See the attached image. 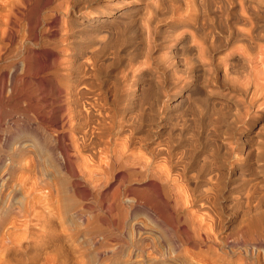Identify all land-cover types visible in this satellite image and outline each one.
Returning a JSON list of instances; mask_svg holds the SVG:
<instances>
[{
    "label": "rangeland",
    "instance_id": "obj_1",
    "mask_svg": "<svg viewBox=\"0 0 264 264\" xmlns=\"http://www.w3.org/2000/svg\"><path fill=\"white\" fill-rule=\"evenodd\" d=\"M104 1H107V0H84V1L78 0L77 2H74V0H23L20 3V6H21L20 9L21 10H19V12L17 14L18 16L16 15V17H18V18H16L17 19L16 21L18 22L19 26L17 28L18 33H17L15 40L12 41V43L10 45H0V48H1L0 49V84L5 85V86H3L2 91L6 88L3 92H0V95L2 94L0 96V98L2 99V100L0 99V264H141V263L142 264H191V263L192 264H198V262L194 261L196 259L195 258L193 259L192 257H195V255L198 254L197 252L206 253V249L208 250V248H213L215 246L216 240L221 238V240L223 241L224 237H225L224 241L226 240V241H228V243L230 241L234 242V244H232V242L229 243L230 247H227L229 250H230V248H232L233 251L231 252L232 249L230 251L227 250L225 247L226 245H223L222 250L226 249L227 251H229V253L227 255H225V254L221 253L220 251H218L219 254L221 253L223 257L216 262L217 264H264V243H263L264 241H263V238H261L260 235H257V233H254L255 230L253 232H250L256 227L248 228L250 226H248L245 223L246 221L243 220L246 217V215L243 214L244 213L243 210L245 209V206H244L243 200L240 201L241 199H243L242 195L245 192V190H243L242 188L246 189L245 182H249L248 180H250L252 178H256L260 181V175H261V177H264L263 176L264 175V164H263L264 161L262 162V160H264V153H261L259 155V158L257 157L255 159V162L258 161L256 163L260 162L259 164H261V168L259 169V171L257 170L258 173L254 174L253 171H251V170H254L251 168L252 165H253V167L255 165L254 161H252L253 160L252 157H254V156L251 157L252 160L250 159L251 163H249V160H246V161L243 160L242 163H244V164H241L240 165L241 167L239 166L240 168L234 167V169H233L229 165V163H230L229 159H224L223 158L224 155L223 154L220 155V153H219V155L213 154L212 151H210L209 147L207 146L208 145L207 143H209L210 140L212 139V136L210 135V131H212V129H214L215 131H218V132L221 131L220 134H222L226 138V142L229 144L231 149L233 148V146L236 145L234 147V149H232L235 152H237L236 150H238L240 147H242V146L244 147L246 144H248V143L243 144V145L240 144L239 141H237V138H238L237 136H239L241 139H243L247 135H249V136L251 135V137L253 139L255 137H257V135H258V137L263 138L264 137V113L259 118H257L248 127L247 130L245 128L242 129L243 131L239 130L241 125L238 124L239 126H237L236 129L233 128V130L230 131L228 129V127H229V125H232V124L228 120H225V121L221 120L220 122H222V123L218 122L219 126L217 125L216 122H213L216 124V126H215V124H213L214 125L213 127H212V124H210V123L209 124L207 123L209 126L204 123L205 117H204L203 113H204L205 109H204V106L201 104L202 101H201L200 97L197 95L198 93L196 94V92L192 93V94L193 95L196 94L197 96H192L191 93H190L191 95L188 94L190 97H189V100L187 102H190L189 103L190 106H189V104L187 106V103L185 102L186 104L183 103V104L179 105V109H178V106H177V108L173 107L176 104V97L170 96L169 94L172 91H173V93H176V96L178 94V88L176 86L177 82L176 83L174 82L177 80V77L179 76L178 75L179 72L177 71L178 66H177V62L175 60V59H178V55L173 52L174 45H170L171 43L166 44L164 42L165 39L168 38L167 36L171 35V33H169V31L171 32L173 30L171 24L169 23L170 19H168V18H170V17L172 18L174 16L175 12H177L176 14H178L179 12L180 13H179V15H175L174 17L180 16V14L182 16L185 13L188 14V13L194 12L192 10L194 3H195V5L196 4L198 5L200 3L199 6L196 5V7H195V9L198 8L199 11L202 8H205V4H208L209 8H205V9H207V10H205V14H207L209 17L206 16L207 19H204V21H206L204 26H205V28L207 26H209L210 29H208V27H207L206 29H204L205 32H203L204 30L202 29L201 31H198V32L196 31V33L192 30L195 34H198L199 37H201V38L204 37L205 40L203 38L202 39L199 38L198 35L195 36V34L192 33V31H191V33L194 35V38L195 37L199 38V39L197 38L198 39L197 41L195 38V41L197 44H200V45L207 44L208 45V44H210L209 43L210 40H212L210 45L215 44L217 46L215 48L217 50L214 49L215 50L214 53L215 54L218 53L217 54L218 56H220V55L223 56V54H225L227 52V49L225 51L224 46H222L221 44L227 45V43H228V45H233L234 48L237 47L238 45H243V43H242L243 41H238V38H239V40L240 39L242 40V37L241 36L239 37V35H237L236 32L239 33L238 31L240 30V28L243 29L244 25H242L241 22L237 23V24L235 23L236 25L234 23H232V25L234 24V26H232V27L236 30V32L232 27H229V26H231L232 20H234L233 22L241 21L238 19L240 17L237 18V16L234 15V13H235L236 15L239 16L238 13H239L240 9H239L238 5L240 4L241 0H235L234 1L235 3L233 2V0L232 1L229 0L232 3H230L228 0H226L225 3L227 5H229L228 6L229 8L226 7V4H224L225 8L224 7H223L224 9L221 8L223 10H221V9L219 10V9L210 7V4L212 5V3H213L210 1H214V0H210V1L207 0V2L205 0H202L203 2H201V1L198 2V0H195V2H194V0H193V4H192L191 0L190 1L186 0L187 3L184 2L185 0H182L183 3L181 2V0H161V2L159 0H155V1L154 0H148V2L150 1L149 3L147 2L148 7L149 6H151L153 8L156 7L155 8V15H153V12H152L153 8L151 11V7L148 8L147 4H144V2H146V0H144V1L143 0H135L136 2L133 3V6L124 5V4H120L121 6L119 4H115V6H116V8L122 7L121 9L127 8L128 10H126V11H127V15H128V13L132 10V9L129 10L130 8H134V6H140V5L143 6V4H144V7H142L143 11L138 10L135 7L137 10L133 9L131 11L132 14L129 13L130 16H127V18L130 19V21H131V19L134 20L133 16L135 17V15H137V16L139 15L138 17L136 16L137 18L135 17L136 20L134 21V23H136L138 21L136 23L137 29H136V26H134L136 24H134L133 22H130L129 20H128V22L130 23L129 24L130 26H128L127 21L125 23V20H127V19H125L122 22L123 24L121 23V21L117 22L119 20V18L116 16V13L114 10H112V11L106 10L108 12H105V13H102L101 15H99L100 17L106 18V19L114 22V24L111 23L114 26V30H112L113 26H111V25H110V27L112 29L109 27V29H110L109 30L107 27H105L104 31H101V33H97V31L95 29L88 27V26L82 27L83 25H81L79 23V21H81V20L79 17L76 16V13H75L76 11H78L77 8L81 9V7L83 6L84 7L83 9L85 10V8L90 5L92 7L98 6L99 9H103L102 3ZM151 1H153V3H151ZM253 2L259 3V8L260 7L261 8H260V13H259V18H258L259 24H257L258 29H256L259 32H257L255 30V32H256L255 35L258 37L259 40L257 39V37L252 38L250 41L253 42L254 44L251 43V45H264V41H263L264 40V30H263L264 29V0H253ZM76 3H78V4H76ZM85 3L87 5H84ZM160 4L162 7L160 6ZM67 5H68V7H66ZM117 5H118V7H117ZM184 5H185V7H184ZM231 5H233L235 8L231 7ZM200 6L202 8H200ZM172 7H173V9H172ZM182 7H184V8H182ZM48 8L56 11L54 16H53L52 11L49 10ZM66 8H67V10L65 11L64 9H66ZM139 9H141V7H139ZM183 9H185V11ZM214 9H216V10H214ZM237 9H239V10H237ZM187 10H188V12H186ZM198 10L196 9V11H198ZM210 10H214V11L210 12ZM217 10H219L220 12L222 11V12L220 13ZM230 10H231V12H230ZM235 10H237V11L235 12ZM147 11H148V13H147ZM136 12H138V13H136ZM169 12H170V14H169ZM36 13H38V14H36ZM150 13H151V15H153L151 22L155 23V24H151V22H150V25H148L149 28L151 29V31L154 32V33L151 32V37L153 40L152 44L154 42L155 43L157 42L160 45H158V44L152 45L151 42H148L149 41L148 38L145 37L146 35L144 33V28L147 24L145 17L147 16V14H150ZM164 13H165V15H164ZM171 13H173V14H171ZM212 13L214 14V16L215 15L216 16L214 17L212 15ZM19 14L22 16H20ZM30 14H31V16H30ZM70 14L74 15V18L73 17L70 18ZM205 14H203V18H205ZM231 14H233L234 16ZM48 15H50L51 17H49ZM167 15H169V16H167ZM219 15H220V17H219ZM88 16L91 17V16H94V14L92 13V14H89ZM157 16L159 18H157ZM217 16L219 17V19L217 18ZM211 17L212 18L214 17V19L212 20ZM226 18H227V20H226ZM5 19L7 20V17ZM222 19H223V21H222ZM211 21H213V22L211 23ZM227 21H229L230 23H227ZM215 22H217L219 24L221 23V24L219 25ZM163 23H165V24H163ZM117 24H120V25H118L119 27L117 26ZM148 24H149V22H148ZM214 24L217 25V28L214 26ZM131 26H133V27H131ZM170 27H171V29H170ZM219 27H221L222 29ZM235 27H237V28H235ZM126 28H128L129 30ZM238 28H239V30H238ZM135 29H136V33L133 31ZM166 29L168 31H166ZM220 29H221V31H219ZM223 29H224V31H222ZM177 30L179 32L182 29H177ZM190 30L191 29H189V31ZM106 31H108V32L110 31L112 35L110 34V32L108 33ZM137 31H138V34H137ZM116 32H117V35H116ZM210 32H211V34H210ZM107 33L110 35H108ZM129 33H130V35H129ZM131 33H132V35H131ZM176 33H177V31H176ZM234 33H235V36H234ZM257 33H259V34H257ZM103 34H105V35H103ZM201 34H203V35H201ZM211 35H213V36H211ZM138 36L142 40L139 39ZM227 36H229V37L226 38ZM108 37H110V38H108ZM163 37H164V39H162ZM209 38H210V40H209ZM218 38L221 40H218ZM114 39H116V40H114ZM214 39L217 40L218 42L217 41L215 42ZM222 39H223V41H222ZM254 39H256V41H254ZM205 41H208V42H205ZM202 42H203V44H202ZM116 43H118V44H116ZM112 46L114 48H112ZM220 46H222V47H220ZM91 47H93V48H91ZM96 47L98 50L96 49ZM100 47L103 49L102 52H101L102 49ZM110 49H111V51H110ZM92 50L98 51V52L93 51L94 54L96 55L95 58H94L93 52H91ZM137 50H138V52H137ZM150 50H152V51H150ZM220 52H221V54H220ZM90 54H93V55H91L92 58H88V56L91 57ZM173 54H175V55H173ZM186 56H188V55H186ZM148 57L150 60L147 59ZM24 58L26 59V61L23 62ZM86 58H88V59H86ZM93 58H94V60H90ZM84 60L86 61V63ZM25 62H28L30 66L27 67V64L25 66ZM88 62L90 64L92 62L93 63L95 62V63L94 64L92 63L90 65ZM141 62H143V63H141ZM163 63H165V64H163ZM13 64H15V66H13ZM85 64H86V66L87 65L88 66L87 67L83 66ZM236 64H238V62H234V65L231 69L235 73H233L232 75H229V77H228L231 80L232 79L240 80V79H237L239 76V73H240V66H239V64L236 66ZM168 65H170V67ZM134 66H136V67L134 68ZM163 66H165V67H163ZM85 67L87 68V70L90 69L87 71V72H89V74L87 73L88 76H86V74L84 75V72L86 73ZM90 67H92V68H90ZM84 68H85V70H83ZM161 68H164V69H161ZM165 68H169L167 70L169 71L168 75L170 78L167 75H164L161 73V72H163V73L166 72ZM136 69H138V71H136ZM128 70H129V72H128ZM163 70H165V71H163ZM171 70H173L172 73H174V72H176V73L172 74L170 72ZM126 71H127V73H126ZM192 71H194L193 74L196 72V70H194V69ZM12 72H16L18 74H21L23 72H28L31 75L25 73L24 74L25 79L22 81L20 79L18 80V78H16V77L12 78L13 77ZM34 72H36V74ZM188 72H189L188 74L190 75V69L188 70ZM170 73L172 76L170 75ZM129 74H133V75H129ZM195 74H197V72ZM130 76H131V79H130ZM85 78H86V81H85ZM174 78H176V79H174ZM169 79H170V82L168 83ZM76 80H78V82ZM87 80H88V83L90 82V85H91V82L92 83L94 82V85H91V86L89 85V87H88V88H90L88 90L89 91L91 90V92H93V93H90L92 95H86V96H89V97L91 96L93 99H94V97L97 96L94 93L98 94V97H100V98L102 96V98H101L102 101L99 100L100 98L98 99V103H100V105L102 107L99 105H98V107H101L100 111H99L100 114L102 116L104 115L103 117H106V119H108V121H107L104 118V120H105L104 123L106 122L105 127H107V138H109L107 140L111 141V142L109 141V150H110L109 152H110V154L111 155H114V154L119 155V153H120L119 151H121L123 149L121 152H123L124 155L122 154L121 158L117 159V160H119V159L120 160L116 161L113 164V171L111 170V174L109 173L110 171L109 172L107 171V174L109 176L111 175V178L109 176H107L108 178L107 177L105 178V175H107V174H105V171L102 172L104 168L107 169V165L110 163V161L108 160V156H107L108 153H107V155H105V154L98 155V156H100V159L98 156L92 157L93 160H91L92 161L91 162L90 159H88L90 157L89 155H87V154H89L88 151L77 152V154H76V152H74V154H76V157H75L76 159H73V160H75L74 165H77L78 170H80V172L77 170V173H78L77 177L71 176L66 171V168H65L66 166L63 165V163H62L63 162L62 156L59 153L58 145H57V142H56L55 137H54L55 134H57L58 131H61L62 129H70L68 136H73L76 139H78V137L80 136L78 134H81V132L83 130L81 124L76 125V123L69 120L68 117L71 114V112L69 111L70 107H73V103L75 105V102L78 101V99L76 100V98L79 97V96L74 95V91L77 90V88H78V90L83 89V87L85 89V87L88 86V85L84 86V83L88 84ZM185 80L188 82L187 86L185 87L186 88L185 90H188L189 87H192V81L193 80L191 78H185ZM218 80L216 81V83H214V82H211V84L209 83V87L212 86L210 88L211 92H212V98H216V99H217V97L222 98V97H220V94H222L223 92L226 91L225 86L227 84V82H225V81L222 82L223 81L222 79H218ZM11 81H13V85H12ZM17 81H19L20 84H16V86H15L14 83H18ZM80 81H84V82H82L83 84ZM23 82H24V84H26V83L27 84L24 85ZM75 82L78 83L76 88L74 85V84H76ZM99 82H101V83H99ZM171 82H173V84ZM174 83H175V85H174ZM81 84L83 87L81 86ZM147 84H148V86H147ZM11 85H12V87L13 86H15V87L10 89ZM98 85L100 86V88ZM165 85H167L168 87ZM107 86H108V88H107ZM221 86H222V88H220ZM40 87H41V90L39 91ZM92 87H93V89H92ZM22 89H24L25 92H23ZM70 89H72V90L74 89V90L72 91ZM168 89L170 92L168 91ZM175 89L177 90V92ZM217 89L219 91H217ZM38 91H39V93H37ZM194 91H195V89L193 90V92ZM167 92L169 94H167ZM102 93H104V94H102ZM25 94H27V95H25ZM30 94H32V95H30ZM105 95H106V97H105ZM165 95H167V96H165ZM37 96H40V98H37ZM129 97H130V99H129ZM191 98H192V100H191ZM104 99H105V102H104ZM26 101H27V104H25ZM52 101H55L56 104L54 103L55 105H53V104L50 105V103ZM106 101H107V103H106ZM193 101L194 102L196 101V102L194 103ZM35 102H36V104H35ZM138 102L141 105H140V107L138 106V108H137L136 105L138 104ZM197 102L199 105L196 104ZM28 103H29V105H28ZM31 104H34V105L32 106ZM77 104L80 105L79 103H77ZM172 104H173V106H171ZM184 104L186 105L187 108L190 107L189 109H192L193 113H192V111L190 112L191 114L188 113L187 111H190V110L187 109L186 107L184 108V106H185ZM176 105H178V104H176ZM37 106H41V109L38 108ZM103 106H106V107H103ZM199 106H202V107H199ZM29 107L31 109H29ZM50 108L53 111H51ZM105 108H107V109H105ZM139 108H140V110H139ZM182 108H184V111L181 110ZM101 109H102V111H101ZM200 109H201V111H200ZM21 111H23V112H21ZM40 111H41V114H44V115L39 114ZM103 111L107 112L109 115H107V113L105 115V113ZM137 111H139L140 114ZM28 112H30V113L28 114ZM102 112H103V114H102ZM180 112H182L183 115ZM186 112H187V114H186ZM46 113H48V114H46ZM21 114H24V115H21ZM26 114L28 116H25ZM179 114H181L182 116ZM184 114L189 116L188 119H191V122L187 121L188 119L186 120L185 118H184L185 123H184V121L182 122L183 117L187 118V116L186 115L184 116ZM194 114H196V115H194ZM212 114L214 117V113H211V117H212ZM135 115H136V117H135ZM190 115H194V117L193 116L190 117ZM59 116H61V118H63V119H61ZM107 116H110V118L109 117L107 118ZM165 116H166V118H165ZM201 116L204 118V120ZM215 116H217V115L215 114ZM25 117H27V118H25ZM52 117L54 118L53 120H55V121H53L51 119ZM55 118H57V120ZM124 118H125V120H124ZM139 118H140V120H139ZM59 119H61V120H59ZM144 119H146V120H144ZM193 119H194V122L192 121ZM199 119H200V122H199ZM195 120L196 121L198 120V122H196ZM109 121H110V123H112L113 121L114 122L112 124H109ZM165 121H167V123ZM171 121L173 124H171ZM118 122H120V123L122 122L123 126H122V124H119ZM63 123H64V125H63V127H61V125ZM177 123L179 124L178 126L176 125ZM180 123H182V124H180ZM192 123L193 124L195 123V125H193V126L196 127L195 128L192 126V129L195 128V129H193L195 131L197 128H199V130L198 131L196 130L197 137L195 136L196 135V132H195L193 134L195 137L194 136L192 138L188 137L189 138L188 139L187 136H190V134H192L194 132L191 128H189V126L191 127ZM168 124H170V125H168ZM108 126H110V127L108 128ZM151 126H153V127H151ZM180 126L182 127L181 129H180ZM217 126H218V129L216 128ZM172 127L174 128L173 130H176V131L173 132ZM176 127L179 128L180 131L181 130L184 131L185 129H183V128L187 127L188 129H190V133L187 131L188 134L187 135L185 134V133H187L186 130H188L186 128L185 133H183L185 135L182 134V131H181V134H179L180 131L178 129H175ZM209 127L211 130L209 129ZM52 128L56 129L57 131L56 130L54 131ZM163 128H164V130H163ZM80 129H81V131H80ZM108 129H110V130H108ZM166 129L168 130V133L165 132ZM205 129H207L209 131V135H204L203 132ZM52 130H53V133H52ZM169 131L172 134V137L175 139L174 142L173 141L172 142L174 144L176 142H178V143L180 142L179 144L178 143L175 144V146L177 147V152L179 151L180 153H182V156L185 155L184 159L182 158V160L179 164L183 163L182 161L184 160L186 165L185 164H181V165L178 164L177 165L179 167L182 166L181 167L182 169L180 168L181 171H180V169H177L178 167H175V170L176 169L179 170V173L177 170H176V172H177L176 173L174 171V168L169 169L166 166V168L169 169L168 170L169 173L167 171V173L169 175L167 173H165L167 175H166V177H164L165 171L163 169L165 168L164 167L165 163L162 161L160 154L156 153L155 154L156 156L155 155L151 156L149 151H151L152 149L154 151L155 148H156L155 150H157L159 148V147L157 148V146H160L163 142L165 143V141L167 139L170 140V142H171V139L173 140V138L171 137V134L168 135V138H166L167 134H169ZM201 131H202V135L199 134V133H201ZM10 132L12 134H9ZM164 132L167 133L165 137H163L165 135ZM255 133H257V134H255ZM145 134H147V135H145ZM176 134H178V137ZM9 136H11L12 138ZM128 136H129V138H128ZM182 136H185V137H182ZM200 136H202L203 139H206L207 142L205 140L201 139ZM125 137L128 139H126ZM136 137H137V139H136ZM176 137H177V139H176ZM205 137H207V138H205ZM8 138H11V139H8ZM123 138H124V141L125 140L127 141L129 139L130 140L124 143ZM42 139H44V140H42ZM114 139H116V140H114ZM186 139L189 140L188 142H191V141L192 142L189 143V145H187L188 142L186 141ZM190 139H191V141H190ZM194 139H197V140L195 141ZM234 139H236V140H234ZM113 140L115 141L114 143H113ZM163 140H165V141H163ZM198 141H200V142H198ZM233 141L237 144H235ZM121 142H122V144H121ZM160 142H162V143H160ZM193 142L194 143L196 142V144H194ZM204 142H206V143H204ZM10 143H12V144H10ZM111 143L114 145H112ZM123 143L125 146L127 144L128 148H130V149L125 147L126 150H124L125 148H122ZM131 144H134V145H131ZM193 144L197 145V146L195 147V146H193ZM250 144H251V142H250ZM15 145H17V146H15ZM20 145L22 147H20ZM124 145H123V147H124ZM100 146H105V145L101 144ZM129 146H134V148L135 147L136 148L134 149V148L129 147ZM161 146H163V144ZM161 146H160V148H162ZM179 146H181V147H179ZM149 147L151 150L149 149ZM186 147L187 148L189 147L190 150H186L187 149ZM193 147H195V148H193ZM117 148H119V149H117ZM146 148H148L149 150ZM181 148H183V149H181ZM17 149H19V150L21 149V150L19 151ZM111 149H114V152ZM200 149H202V150H200ZM135 150H136V152H135ZM142 150H144V151L142 152ZM191 150H193V151L189 153V151H191ZM186 151H188V153H186ZM127 152H129L130 155ZM207 152H209V153H207ZM131 153L135 157H133V155ZM137 154L142 156L143 159L145 158L147 161H149L150 165H147V168L149 170L151 169L150 171L152 173H154L156 176L160 177L159 182H165L164 180H166V178H167V181H169L168 182L169 183L168 189H170L171 185L173 184L172 188L173 187L174 188L173 189L171 188L169 190V192H170L171 199L174 202L173 203L172 201H170V204H174V207H172V206L171 207L177 209L176 212L174 213V219H173L174 221L172 220V222H170V219H168L169 218L168 213H165L166 217H164L165 216L164 212L166 211L165 206L162 204V202L160 200L157 201L156 200L157 198L154 197L155 193H154L153 187H151L150 185L147 184L145 178H144V180H142L143 177L139 176V174L141 175V173L138 172V169L142 165L140 163L142 159L136 157V156H139ZM189 154H191V155L188 156ZM186 155H187V157H186ZM201 155L203 157L204 156L210 157V160L208 161L206 158L205 161L204 160L201 161L203 159V157ZM126 156H128V157H126ZM197 156L199 157L197 159L198 162L196 159H194V158H197ZM200 156L202 159L200 158ZM241 156L242 155H240L239 158H241V159L244 158L243 156L242 157ZM118 157H120V155ZM132 157L136 158V159H134V162L130 160ZM148 157H149V159H148ZM211 157H212L213 161L211 160ZM83 158L88 160L87 161L88 163ZM156 158H158V159H156ZM82 159L85 162L82 161ZM105 159H107V163H106ZM112 159H114L113 156H112ZM128 159L130 162H128ZM137 159H139L140 161ZM187 159H189V161ZM214 159H216L217 161ZM144 160H142V163L144 162ZM152 160H154V161L156 160L155 162L158 161L159 163L157 162L155 164L154 161H152ZM108 161H109V163H108ZM160 161H162V162H160ZM199 161L203 162V164ZM21 162H22V164H21ZM99 162H101L102 165L101 164L99 165ZM211 162H214L215 164L211 163ZM27 163H29V164H27ZM82 163L84 165H86V166L88 165L90 167L89 168L87 166V168L84 167V169L89 171V173L92 174L91 176H89L87 171L85 173V170L82 168L84 170L83 172L85 173V174H83V172L80 169L82 167L80 165H83ZM134 163L136 164L137 167H135ZM160 163H164V166L162 165L164 168L161 166ZM208 163H209V165L213 164L212 166L214 168H217L219 172L221 171L220 172L221 174H223V175L225 174L226 178L225 179L220 178V180H221L220 181L219 177H218V178H216V180L212 181L210 179L215 177V176H212V174H211L212 177L209 180L202 182V185H204V183H205V185H204L205 188H206V186L209 187L208 189L206 188L207 189L206 193L204 192V190L202 191V188H204L202 185H201L202 188H200L201 193L204 192V193H202V195L204 194L205 198H207V203H208V200L209 201H211L212 199L215 200V198H217L220 201H218L216 199L218 202L214 201L215 204H213L214 202L211 204L204 203L203 205L200 206V208H202V206H203V209H199V207H196V205L194 207L193 204H189L190 202L189 203L187 202L188 200L191 199V196L193 199H195L196 196H198L197 194L200 193V191H197V188H194V186L191 183V180H187L188 179L187 177L189 175L191 176L190 173H192V175H193V173H194V175H196V173L197 174L198 173L205 174L204 171L206 172V170H207V172L212 173L210 170L213 169V167L209 166L210 168H207L208 166L207 167L205 166V165H208ZM78 164L80 167L78 166ZM93 164H96V165L94 166ZM97 164H98V166H97ZM152 164L155 166V168ZM217 164L219 165V167L217 166ZM248 164H249V166H248ZM104 165H105V167L103 169H101ZM117 165L120 166L119 169H117V167H118ZM198 165L201 167H199ZM215 165L217 167H215ZM121 166H122V168H121ZM183 166L186 168H184ZM197 166L199 168L198 172L196 171V170H198ZM247 166L248 167L251 166V167L247 168ZM96 167H97V171H95V169H94ZM156 167L157 168L159 167L158 168V169H160L159 172L157 171L158 169H156ZM161 167L163 169H161ZM202 167H203V170L205 169L204 171L202 169L200 170V168H202ZM125 168H128V169H125ZM183 168L185 169V172L183 171L184 170ZM243 168H247L248 170L247 169L244 170ZM90 169H93V170L91 171ZM152 169H153V171H152ZM154 169H156V171ZM187 169H189V170H187ZM39 170H40V172H39ZM161 170H163V171H161ZM243 170L245 172H242ZM100 171H101V173H100ZM160 171L162 172L163 175L160 173ZM193 171H195V172H193ZM173 172H174V174H172ZM180 172H181V174H180ZM201 172H203V173H201ZM252 173L254 175H252ZM261 173H263V174H261ZM95 174H97V177L94 176ZM157 174H159L161 176H159ZM249 174H250V176H248ZM85 175H87V176H85ZM178 175H179V177H182V178H179ZM92 176H94L96 178L99 177L98 181L94 180L95 178ZM90 177H91V179H90ZM174 177H175V180H176V178L178 180V181L176 180L177 184H176V181L174 180ZM239 177H241V178H239ZM36 178H38V180H36L38 183L35 182ZM83 178H84V180H83ZM88 178L91 181H89ZM103 178H104V180H102V182L99 181V179H103ZM183 178H185V179H183ZM80 179H82V180H80ZM106 179H107V181H106ZM246 179H248V180L246 181ZM87 181L90 184H88ZM209 181H211L212 184ZM96 182H97V184H95ZM77 183H78V185H76ZM206 184H208V185H206ZM209 184H210V186H209ZM232 184L234 186H232ZM180 185H181L182 189L179 188ZM215 185H217V186H215ZM93 186L95 189L93 188ZM218 186H219V189H218ZM90 187H91L92 191L90 190ZM50 188L54 189L55 190L54 193H56V194H52L53 190H51V192H52L51 193L49 190ZM176 188H178L179 190ZM215 188L217 190H215ZM56 189H57V191H56ZM115 189H116V191H115ZM48 190L52 194V196H54L55 198L57 197V198L51 199L52 197L50 198L51 194L48 192ZM94 190H95V192H93ZM151 190H153V191H151ZM171 190H173V191L175 190V191L173 193H171ZM214 190L216 191L215 194H214V192H215ZM75 191H76V193H75ZM182 191L184 194H182ZM188 191H190V192H188ZM83 192L85 193V195L83 194ZM113 192H115V193L113 194ZM124 192H126V193H124ZM197 192H199V193H197ZM119 193H120V195L122 194L121 197L123 199L117 198V197H120V196H118ZM151 193H153V194H151ZM178 193L179 194L181 193V194L179 195ZM201 193H200V195H201ZM134 194H137L136 197L134 196ZM211 194L213 197L212 199H211ZM219 194H220V196H219ZM259 194L264 196V190L260 191ZM109 195H110V197H109ZM116 195H117V197H115L116 198V200H115L114 196H116ZM184 195L185 196L190 195V196H189V198L186 197V199H187L186 200L184 198L185 197ZM215 195L218 196L219 198L216 197ZM105 196H107V197H105ZM140 196H141V198L139 199ZM149 196H151V198ZM238 196L239 197L241 196V198H239ZM111 197L114 198V201L116 203H113L114 201ZM142 197L144 199H142ZM146 197L147 198L149 197V198L146 199ZM135 198H136V201L134 200ZM178 198L181 199V202L185 200V203L184 202L180 203ZM236 198L238 199L237 201L243 202V204L242 203L239 204V202H238V204L237 203L235 204L234 202H236V200H234V199H236ZM262 198L264 199V197H262ZM153 199H154V201H153ZM110 200L113 202L109 203ZM117 200H119V202H117ZM130 200H133L132 202H134V201L136 202L138 209L136 208L135 210L129 211L125 207V209H126V211H125L124 207H122L123 211H125V216L123 215L124 213L122 214V212H121V214L123 216V218H122V216L120 215L121 210L117 209L118 206L116 207V205L122 204V205L126 206L127 203L131 202ZM142 200H145V202ZM147 200L148 201L150 200L151 202L146 204ZM228 200H229V202H228ZM230 200H232L233 203H231ZM156 201L158 203H156ZM117 203H119V204H117ZM155 203L158 205L160 203V207L158 205H156ZM183 203L186 204L185 207H184ZM220 203H221V206H220ZM229 203L232 204L233 207L230 206L232 208L231 210L235 213V215L237 217V219L234 221V223H232L229 227H227V228L221 227L220 224H218L217 222L215 223V220L212 219V217L210 219L209 218L207 219V217H204V216H208L209 214H210V216H213V214H215V213H216L215 215H217L219 213L218 216L224 217V212L229 210V209L227 210L225 206H227V204H229ZM252 203L253 202H250V205H252ZM111 204H113V205L116 204V205L113 206ZM141 204H142V206H141ZM153 204H155L156 207ZM177 204H178V206H177ZM181 204H182V206H181ZM149 205L151 206V208H149L150 207ZM161 205H163V206H161ZM206 205H209V206H206ZM112 206H113L114 210L112 209ZM119 206L121 207V205H119ZM145 206H147V207H145ZM157 206H158V208H157ZM162 207L165 211L161 209ZM249 207L251 208V206H249ZM90 208H93V209L90 210ZM105 208H106V210H105ZM107 208L109 210L110 209L111 210L108 211ZM156 208L159 210L156 211ZM213 209H214V211H212ZM161 210L164 211L162 215L165 219L163 217H159L158 214H156V212L157 213H158V211L161 212ZM217 210H218V212H217ZM86 211H87V213H86ZM88 211H89V213H88ZM213 212H215V213H213ZM84 213H85V215H84ZM92 213H93V215H92ZM81 214L89 217L90 222H88L86 224V221H84L83 219L80 218ZM181 214H182V217H181ZM93 216H95V218ZM131 216H135V217L131 218ZM178 216H179V218H178ZM243 216H244V218H243ZM92 217H93V219H91ZM205 218L207 221L205 220ZM98 219H100V220H98ZM183 219H186V220H183ZM201 219L205 220V222L202 221L200 223ZM91 220H93L92 221L93 223L91 222ZM132 220L133 221L137 220L138 223L137 222L136 223L139 224V225H137L138 228L136 227L135 230H134V227H132L133 226ZM182 220L185 221L186 223H184ZM187 220H188V223H187ZM191 220L193 222H191ZM178 221H179V224L177 223ZM195 221H197L196 223L199 222L201 225L198 226V224L194 223ZM239 221H240V223H239ZM169 223H171V225H169ZM176 223L178 224V226ZM190 223H191V225H190ZM205 223H207V224H205ZM241 223H242V225H241ZM185 224L186 225L188 224L189 229H186L187 227L185 228V226H186ZM209 224H210V226H209ZM215 224H216V226H215ZM237 224H238V226H236ZM195 225H197V226H195ZM172 226H175L174 230H173ZM205 226L206 227L208 226V228H206ZM235 226L239 227V228H236ZM180 227H182V229ZM195 227L198 229V231H201V232L206 231L205 232L206 234L208 232L211 234H210V236L208 235L209 233L207 234L210 239H208V241L204 242V244L203 243L201 245L198 244L199 246H194V247L192 246V248H191L190 242H191L192 238H194L195 235L197 234L196 233L197 229ZM199 228L200 229L203 228V230H199ZM232 228H234V229L236 228L237 233H235V230ZM191 229H192V232L190 231V233H189V230H191ZM207 229H209V231ZM181 230H184L183 231L184 233H182ZM186 230L188 233L186 232V234H185ZM227 230H228V232H227ZM132 231L133 232L135 231V232L133 233ZM180 231L182 234H184V236L186 235V238H185L186 240L183 239L184 237L180 233ZM138 232H139V234H138ZM230 232H232L233 235H231L232 233H230ZM190 234L191 235L194 234L193 235L194 237L192 236L190 238ZM247 234H250L251 236L250 235L248 236ZM236 235L238 237H239V235H240V237L241 236L242 237L248 236V237H247V240H246V237H244L245 240H244V238L242 240L241 239L242 237L236 238ZM177 236H179L181 238L183 244H182L181 240H178L179 237L176 238ZM255 236L257 237V239ZM258 236H260V238ZM251 237H255V238L251 239ZM227 238H228V240H227ZM172 239H173V241H172ZM233 239L237 242L235 243V241ZM133 241L138 242L137 243L138 248L142 247L141 249L144 251L143 256L141 255L142 251H139L140 249L138 250V248H137L134 250L131 247ZM184 241L186 244H184ZM242 241L245 243H243ZM208 243H209L210 247L207 248L208 245H206V244H208ZM149 244H152V245H149ZM148 248H150V249H148ZM193 248L196 252L194 250H191ZM244 248H245V250H242ZM219 249H221V248H219ZM184 250H188V252L189 251L190 252L185 253ZM154 252H156V253H154ZM190 253L193 255L195 253V255L192 256ZM155 254H157V255H155ZM143 260H144V262H142ZM216 263H214V264H216Z\"/></svg>",
    "mask_w": 264,
    "mask_h": 264
},
{
    "label": "bare ground",
    "instance_id": "obj_2",
    "mask_svg": "<svg viewBox=\"0 0 264 264\" xmlns=\"http://www.w3.org/2000/svg\"><path fill=\"white\" fill-rule=\"evenodd\" d=\"M21 1H23V0H0V45H10L11 43H12V41H14L15 40V38H16V36H17V28H18V22L16 21L17 19L16 18H18V17H16V15L18 14V12H19V10H21L20 8H21V6H20V3H21ZM78 0H74V2H77ZM79 1H81V0H79ZM84 1V0H83ZM144 1V0H143ZM155 1V0H154ZM160 2H161V0H159ZM190 1V0H189ZM192 1V4H193V0H191ZM199 1H201V2H203L202 0H198V2ZM206 2H207V0H205ZM210 1V0H209ZM229 1V0H228ZM230 1H232V0H230ZM229 1V2H230ZM235 0H233V2H234ZM45 2V1H44ZM68 2V1H67ZM136 1L135 0H107V1H104L103 3H102V8L103 9H99V7L97 6H95V7H92V6H87L86 8H85V10L83 9L84 7L82 6L81 7V9L80 8H77V10L78 11H76L75 13H76V16L77 17H79L80 18V20L81 21H79V23L81 24V25H83L82 27H86V26H88V27H91V28H93V29H95L96 31H97V33H101V31H104V28L105 27H107L108 29H109V27H110V25L111 26H113L111 23H113L114 24V22H112V21H110V20H108V19H106V18H103V17H100L99 15H101L102 13H105V12H108V11H112V10H114L115 11V13H116V16L119 18V20L117 21V22H120L121 21V23L125 20V19H127V20H125V23H126V21H127V23H128V26H130L129 24V22H128V20L130 21V19H128L127 18V16H130L129 15V13H131V11L133 10V9H138V10H141V11H143L142 10V7H144V4H147V2H148V0H146V2H144V4H143V6H134V8H130L129 10H131L129 13H128V15H127V11L126 10H128L127 8H123V9H121V8H116V6H115V4H124V5H129V6H133V3H135ZM150 2V1H149ZM148 2V3H149ZM179 2V1H178ZM177 2V3H178ZM181 2L183 3V1L181 0ZM184 2H186V0L184 1ZM194 2H195V0H194ZM210 2H213L212 3V5L210 4V7H213V8H216V9H221V8H223L224 7V4H226L225 2H226V0H214V1H210ZM64 3V2H63ZM82 3V2H81ZM151 3H153V1H151ZM187 3V2H186ZM217 5H216V4ZM230 3H232V2H230ZM229 3V4H230ZM235 3V2H234ZM23 4V3H22ZM43 4V3H42ZM48 4V3H47ZM71 4V3H70ZM76 4H78V3H76ZM158 4V3H157ZM162 4V3H161ZM161 4H160V6H161ZM164 4V3H163ZM185 4V3H184ZM200 4V3H199ZM199 4L197 5V6H199ZM203 4V3H202ZM237 4V3H236ZM37 5V4H36ZM84 5H87L86 3L84 4ZM166 5V4H165ZM173 5V4H172ZM196 5H195V3L193 4V11L194 12H192V13H185V14H183L182 16H181V14H180V16H176V17H174L175 15H179V13L178 14H176L177 12H175V14H174V16L171 18H168V19H170V24H171V26H172V28H173V30L170 32L169 31V33H171V35H169V36H167L168 38H166L165 39V43L167 44V43H171L170 45H174V48H173V52L175 53V54H177L178 55V59H175L176 60V62H177V68H178V77H177V80L176 81H174L175 83L177 82V88H178V94H177V96H176V93H173V91L172 92H170L169 91V89H168V91L170 92V94L167 92V94H169L170 96H175L176 97V104H178V105H174L173 106V104L171 105V106H173V107H176L177 108V106H178V109H179V105L180 104H183V103H187V106H188V104L190 103V102H187L188 100H189V95L188 94H192V93H195L196 92V94L200 97V99H201V101H202V105L204 106V109H205V111H204V117H205V121H204V123L205 124H212V127L214 126L213 124H215V123H213V122H216L217 123V125H218V122H220L221 120H228L232 125H229V127H228V129L231 131V130H233V128H235L236 129V127L237 126H239V125H241V127L239 128V130H242L243 128H245L246 130L248 129V127L257 119V118H259L263 113H264V45H251V43L252 44H254L253 42H251L250 40L252 39V38H254V37H257L255 34H256V32H255V30L256 29H258L257 28V24H259L258 22V18H259V13H260V8H259V3H255V2H253V0H241L240 1V4L238 5L239 6V9H237V10H239V16L238 15H236L235 13H234V15L235 16H237V18L238 17H240V18H238L239 20H241V21H238V22H233L234 20H232L231 21V26H229V27H232V26H234V24L236 23H242V25H244L243 26V29L242 28H240V30H239V28H238V32L239 33H237L236 32V30H235V32H236V34L237 35H239V37L241 36L242 37V40L240 39L239 40V38H238V41H243L242 43H243V45H238L237 47H235L234 48V46L233 45H228V43H227V45H223V44H221L222 46H224V48H225V51H226V49H227V52L225 53V54H223V56H218L217 54H215L214 53V51L215 50H217V49H215L217 46L214 44V45H210L211 44V41L212 40H210V38H209V40H210V44H205V45H200V44H197L196 43V41L199 39V38H201V37H199V35L198 34H195L196 33V31L198 32V31H201L202 29L204 30V29H206L207 27H208V29H210V27L209 26H207L206 28H205V26H204V24H205V22L206 21H204V19H207V17L206 16H208L207 14H205V10H207V9H205V8H209L208 7V4H205V8H202L201 6H200V8H202L200 11L198 10V8H196L198 11H196V9H195V7H196ZM26 6V5H25ZM77 6V5H76ZM121 6V5H120ZM170 6V5H169ZM229 5H227L226 4V7H228ZM66 7H68V5L66 6ZM117 7H118V5H117ZM136 7V8H135ZM139 7H141V9H139ZM147 7H148V4H147ZM151 6H149L148 8H150ZM162 7V6H161ZM164 7V6H163ZM171 7V6H170ZM184 7H185V5H184ZM184 7H182V8H184ZM188 7V6H187ZM231 7H233V8H235L233 5H231ZM34 8V7H33ZM53 8V7H52ZM74 8V7H73ZM152 8L153 7H151V11H152ZM155 8L156 7H154L153 8V15H155ZM166 8V7H165ZM164 8V9H165ZM169 8V7H168ZM176 8V7H175ZM189 8V7H188ZM192 8V7H191ZM199 8V9H200ZM225 8V7H224ZM223 8V9H224ZM229 8V7H228ZM49 9V8H48ZM105 9V10H104ZM121 9V10H120ZM136 9V10H137ZM159 9V8H158ZM172 9H173V7H172ZM211 9V8H210ZM216 9H214V10H216ZM223 9H221V10H223ZM231 9V8H230ZM23 10V9H22ZM49 10H51L52 11V13H53V16H54V14H55V12L56 11H54V10H52V9H49ZM65 11L67 10V8L66 9H64ZM106 10H108V11H106ZM169 10V9H168ZM176 10V9H175ZM184 11H185V9H183ZM189 10V9H188ZM188 10L186 11V12H188ZM204 10V11H203ZM214 10H210V12L212 11H214ZM219 10H217L218 12H220ZM228 10V9H227ZM234 10V9H233ZM232 10V11H233ZM237 10H235V12L237 11ZM24 11V10H23ZM35 11V10H34ZM73 11V10H72ZM71 11V12H72ZM92 11V12H91ZM113 11V12H114ZM135 11V10H134ZM140 11V12H141ZM150 11V10H149ZM150 11V12H151ZM157 11V10H156ZM183 11V12H184ZM196 11V12H195ZM22 12V11H21ZM68 12V11H67ZM66 12V13H67ZM139 12V11H138ZM138 12H136V13H138ZM164 12V11H163ZM208 12V11H207ZM222 12V11H221ZM220 12V13H221ZM228 12V11H227ZM230 12H231V10H230ZM25 13V12H24ZM94 14V16H91V17H89L88 15L89 14ZM134 13V12H133ZM135 13V14H136ZM147 13H148V11H147ZM209 13V12H208ZM226 13V12H225ZM224 13V14H225ZM36 14H38V13H36ZM50 14V13H49ZM57 14V13H56ZM132 14V13H131ZM140 14V13H139ZM159 14V13H158ZM163 14V13H162ZM167 14V13H166ZM169 14H170V12H169ZM171 14H173V13H171ZM203 14H205V18H203ZM20 15V14H19ZM29 15V14H28ZM51 15V14H50ZM50 15H48L49 17H51ZM60 15V14H59ZM153 15H151V13L150 14H147V16L145 17V20H146V26H145V28H144V33H145V37H147L148 38V42H151V44H152V42H153V40H152V37H151V32H153V31H151V29L149 28V26L148 25H150V22H151V19L153 18ZM157 15V14H156ZM164 15H165V13H164ZM212 15L214 16V14L212 13ZM218 15V14H217ZM231 15H233V14H231ZM233 15V16H234ZM18 16V15H17ZM20 16H22V15H20ZM30 16H31V14H30ZM47 16V17H48ZM137 15H135V17H136ZM139 16V15H138ZM137 16V17H138ZM167 16H169V15H167ZM216 16V15H215ZM214 16V17H215ZM227 16V15H226ZM7 17V20L5 19ZM69 17V16H68ZM74 18V15H71L70 14V18ZM135 17L133 16V18H134V20H132L131 19V21L130 22H133L134 23V21L136 20L135 19ZM136 17V18H137ZM209 17V16H208ZM214 17L212 18V20L214 19ZM219 17H220V15H219ZM219 17L217 16V18L219 19ZM230 17V16H229ZM34 18V17H33ZM36 18V17H35ZM157 18H159L158 16H157ZM53 19V18H52ZM55 19V18H54ZM210 19V18H209ZM216 19V18H215ZM229 19V18H228ZM138 20V19H137ZM155 20V19H154ZM153 20V21H154ZM158 20V19H157ZM217 20V19H216ZM226 20H227V18H226ZM230 20V19H229ZM220 21V20H219ZM222 21H223V19H222ZM236 21V20H235ZM257 21V22H256ZM138 22V21H137ZM136 22V23H137ZM148 22H149V24H148ZM159 22V21H158ZM162 22V21H161ZM209 22V21H208ZM213 21H211V23H212ZM36 23V22H35ZM136 23H134V24H136ZM210 23V24H211ZM215 23H217V22H215ZM227 23H230L229 21H227ZM232 23H234L233 25H232ZM123 24V23H122ZM151 24H155L154 22H151ZM163 24H165V23H163ZM217 24H219V23H217ZM221 24V23H220ZM219 24V25H220ZM235 24V25H236ZM118 25H120V24H117V26ZM132 25V24H131ZM241 25V26H242ZM123 26V25H122ZM127 26V25H126ZM134 26H136V29H137V24L136 25H134ZM214 26L217 28V25H215L214 24ZM222 26V25H221ZM228 26V25H227ZM226 26V27H227ZM27 27V26H26ZM25 27V28H26ZM119 27V26H118ZM124 27V26H123ZM122 27V28H123ZM131 27H133V26H131ZM139 27V26H138ZM155 27V26H154ZM213 27V26H212ZM225 27V28H226ZM106 28V29H107ZM111 28V27H110ZM135 28V27H134ZM133 28V29H134ZM165 28V27H164ZM219 28H221V27H219ZM235 28H237V27H235ZM89 29V28H88ZM112 29V28H111ZM125 29V28H124ZM126 29H128V28H126ZM136 29L135 30H133L135 33H136ZM170 29H171V27H170ZM177 29H182V30H180L179 32H178V30ZM189 29H191L190 31H189ZM207 29V30H208ZM212 29V28H211ZM222 29V28H221ZM221 29L219 30V31H221ZM110 30V29H109ZM112 30H114V26H113V29ZM129 30V29H128ZM140 30V29H139ZM195 32H193V31ZM206 30V31H207ZM218 30V29H217ZM264 30V29H263ZM119 31V30H118ZM166 31H168L167 29H166ZM175 31V32H174ZM176 31H177V33H176ZM191 31H192V33H194L195 34V36L196 35H198V37H195L196 38V41H195V38H194V35L191 33ZM213 31V30H212ZM211 31V32H212ZM216 31V30H215ZM222 31H224V29L222 30ZM257 31V30H256ZM106 32H108V31H106ZM110 32V31H109ZM108 32V33H109ZM132 32V31H131ZM165 32V31H164ZM203 32H205V30L203 31ZM211 32H210V34H211ZM217 32V31H216ZM229 32V31H228ZM227 32V33H228ZM257 32H259V31H257ZM107 33V34H108ZM154 33V32H153ZM152 33V34H153ZM162 33V32H161ZM168 33V34H169ZM209 33V32H208ZM226 33V32H225ZM253 33V34H252ZM110 34H111V32H110ZM110 34H108V35H110ZM128 34V33H127ZM137 34H138V31H137ZM166 34V33H165ZM213 34V33H212ZM216 34V33H215ZM214 34V35H215ZM221 34V33H220ZM229 34V33H228ZM257 34H259V33H257ZM103 35H105V34H103ZM112 35V34H111ZM116 35H117V32H116ZM129 35H130V33H129ZM131 35H132V33H131ZM201 35H203V34H201ZM205 35V34H204ZM230 35V34H229ZM233 35V34H232ZM211 36H213V35H211ZM217 36V35H216ZM234 36H235V33H234ZM105 37V36H104ZM118 37V36H117ZM121 37V36H120ZM119 37V38H120ZM165 37V36H164ZM164 37L162 38V39H164ZM219 37V36H218ZM229 36H227L226 38H228ZM19 38V37H18ZM108 38H110V37H108ZM112 38V37H111ZM122 38V37H121ZM138 38H139V36H138ZM198 38V39H197ZM203 39H204V37H202ZM201 38V39H202ZM206 38V37H205ZM131 39V38H130ZM139 39H141V38H139ZM225 39V38H224ZM257 39H258V37H257ZM263 39V38H262ZM108 40V39H107ZM114 40H116V39H114ZM137 40V39H136ZM142 40V39H141ZM156 40V39H155ZM159 40V39H158ZM205 40V39H204ZM215 40V39H214ZM218 40H221V39H219L218 38ZM259 40V39H258ZM257 40V41H258ZM125 41V40H124ZM162 41V40H161ZM217 40H215V42H216ZM222 41H223V39H222ZM236 41V40H235ZM254 41H256V39H254ZM261 41V40H260ZM264 41V40H263ZM104 42V41H103ZM106 42V41H105ZM108 42V41H107ZM113 42V41H112ZM122 42V41H121ZM135 42V41H134ZM138 42V41H137ZM204 42V41H203ZM203 42H202V44H203ZM205 42H208V41H205ZM214 42V41H213ZM212 42V43H213ZM218 42V41H217ZM229 42V41H228ZM114 43V42H113ZM136 43V42H135ZM256 43V42H255ZM263 43V42H262ZM103 44V43H102ZM106 44V43H105ZM116 44H118V43H116ZM157 45L158 43L156 42H154L152 45ZM163 44V43H162ZM161 44V45H162ZM220 44V43H219ZM143 45V44H142ZM158 45H160V44H158ZM105 46V45H104ZM222 46H220V47H222ZM98 47V46H97ZM97 47H96V49H97ZM102 47V46H101ZM100 47V48H101ZM133 47V46H132ZM166 47V46H165ZM88 48V47H87ZM91 48H93V47H91ZM104 48V47H103ZM107 48V47H106ZM112 48H114L113 46H112ZM117 48V47H116ZM120 48V47H119ZM135 48V47H134ZM139 48V47H138ZM150 48V47H149ZM1 49V48H0ZM90 49V48H89ZM102 49V48H101ZM121 49V48H120ZM152 49V48H151ZM215 49V50H214ZM9 50V49H8ZM98 50V49H97ZM100 50V49H99ZM123 50V49H122ZM93 51H95V50H92L91 52H93ZM103 51V49L101 50V52ZM110 51H111V49H110ZM114 51V50H113ZM116 51V50H115ZM150 51H152V50H150ZM219 51V50H218ZM95 52H98V51H95ZM122 52V51H121ZM130 52V51H129ZM137 52H138V50H137ZM224 52V51H223ZM222 52V53H223ZM104 53V52H103ZM149 53V52H148ZM93 54H94V52H93ZM93 54H90V56L91 55H93ZM131 54V53H130ZM175 54H173V55H175ZM220 54H221V52H220ZM133 55V54H132ZM137 55V54H136ZM148 55V54H147ZM186 55H188V56H186ZM118 56V55H117ZM165 56V55H164ZM96 57V55L94 54V58ZM177 57V56H176ZM88 58H92V56L91 57H89L88 56ZM88 58H86V59H88ZM94 58L93 59H90V60H94ZM147 59H149V57L147 58ZM163 59V58H162ZM96 60V59H95ZM150 60V59H149ZM152 60V59H151ZM170 60V59H169ZM24 61H26V59L24 58L23 59V62ZM85 61V60H84ZM96 62V61H95ZM94 62V63H95ZM164 62V61H163ZM167 62V61H166ZM165 62V63H166ZM234 62H238V64H239V66H240V73H239V76H238V78L237 79H240V80H235V79H229L228 77H229V75H232L233 73H235L234 71H232L231 69H232V67H233V65H234ZM84 63V62H83ZM85 63H86V61H85ZM89 63V62H88ZM87 63V64H88ZM93 63V62H92ZM91 63V64H92ZM93 63V64H94ZM105 63V62H104ZM141 63H143V62H141ZM161 63V62H160ZM165 63H163V64H165ZM26 64H27V67H29L30 65H29V63L28 62H25V66H26ZM90 64V63H89ZM90 64V65H91ZM102 64V63H101ZM100 64V65H101ZM238 64H236V66L238 65ZM97 65V64H96ZM111 65V64H110ZM10 66V65H9ZM13 66H15V64H13ZM23 66V65H22ZM83 66H86V64L85 65H83ZM88 66V65H87ZM86 66V67H87ZM137 66V65H136ZM136 66H134V68L136 67ZM141 66V65H140ZM169 67H170V65H168ZM85 67V68H86ZM132 67V66H131ZM130 67V68H131ZM143 67V66H142ZM141 67V68H142ZM163 67H165V66H163ZM235 67V66H234ZM85 68L83 69V70H85ZM90 68H92V67H90ZM95 68V67H94ZM174 68V67H173ZM238 68V67H237ZM35 69V68H34ZM132 69V68H131ZM143 69V68H142ZM161 69H164V68H161ZM166 69V72L165 73H163V72H161L162 74H164V75H167L168 77H169V71L167 70V69H169V68H165ZM190 69V75L188 74L189 72H188V70ZM196 70V72H197V74H193V72L194 71H192V70ZM14 70V69H13ZM26 70V69H25ZM88 70H90V69H88ZM87 70V68H86V73L84 72V75L86 74V76H88V74H89V72H87L88 71ZM98 70V69H97ZM15 71V70H14ZM38 71V70H37ZM136 71H138V69H136ZM141 71V70H140ZM144 71V70H143ZM163 71H165V70H163ZM128 72H129V70H128ZM131 72V71H130ZM171 73L173 72V70H171L170 71ZM13 73V77L12 78H18V80L20 79V80H24L25 79V73H27V74H29L28 72H23V73H21V74H18V73H16V72H12ZM35 74H36V72H34ZM88 73V74H87ZM93 73V72H92ZM126 73H127V71H126ZM133 73V72H132ZM171 73H170V75H171ZM176 72H174V73H172V74H175ZM34 74V75H35ZM135 74V73H134ZM29 75H31V74H29ZM33 75V74H32ZM129 75H133V74H129ZM161 76V75H160ZM163 76V75H162ZM172 76V75H171ZM32 77V76H31ZM82 77V76H81ZM80 77V78H81ZM91 77V76H90ZM236 77V76H235ZM167 78V77H166ZM170 78V77H169ZM185 78H191L193 81H192V87H187L188 88V90H185L186 88V86H187V81L185 80ZM89 79V78H88ZM100 79V78H99ZM130 79H131V76H130ZM174 79H176V78H174ZM218 79H222L223 81L222 82H227V84H226V86H225V88H226V91L225 92H223L222 94H220V97H222V98H219V97H217V99L216 98H212V92H211V87H209V83L211 84V82H214V83H216V81L218 80ZM13 80V79H12ZM17 80V79H16ZM15 80V81H16ZM79 80V79H78ZM78 80H76L77 82H78ZM173 80V79H172ZM14 81V80H13ZM13 81H11L12 82V85H13ZM85 81H86V78H85ZM91 81V80H90ZM219 81V80H218ZM18 83H14V85L16 86V84H20V82L19 81H17ZM81 83L82 82H84V81H80ZM170 82V79H169V81H168V83ZM3 83V82H2ZM76 83V82H75ZM87 83H88V80H87ZM99 83H101V82H99ZM172 84H173V82H171ZM175 83H174V85H175ZM23 84H24V82H23ZM27 84V83H26ZM26 84H24V85H26ZM77 84L78 83H76V84H74L75 85V88H76V86H77ZM83 84V83H82ZM82 84H81V86H82ZM96 84V83H95ZM12 85L10 86V89H12L13 87H15V86H13L12 87ZM85 85H88V86H86L85 87V89H84V87H83V89H79L78 90V88H77V90H75L74 91V95L75 96H79L78 98H76V100L78 99V101L77 102H75V105H74V103H73V107H70V109H69V111L71 112V114L69 115V117H68V119L69 120H71V121H73L74 123H76V125H79V124H81V126H82V128H83V130H82V132H81V134H78V135H80L79 137H78V139H76V138H74L73 136H68V133L70 132V129H60L61 131H58V133L57 134H55V140H56V142H57V145H58V149H59V153H60V155L62 156V163H63V165H65L64 167L66 168V171L71 175V176H76L77 177V175H78V173H77V170H78V167H77V165H74V161L75 160H73V159H76L75 157H76V154H77V152H81V151H88V153L89 154H87V155H89L88 157V159H90V161L91 160H93V158L92 157H96V156H98V155H100V154H105V155H107V153H108V160L110 161V163H109V161H108V165H107V169L106 168H104L105 167V165L101 168V169H103V171L102 172H104L105 171V174H107V171L111 174V170L113 171V164L116 162V161H119V160H117L118 158H121V156H122V154H123V152H121V151H119L120 153H119V155H120V157H118L119 155H116V154H114V155H111L110 154V150H109V141L107 140V139H109V138H107V127H105V123H104V121L105 120H107L108 121V119H106V117H103L101 114H100V108L102 107L101 105H100V103H98V99L100 98V97H98V94H96V93H94L95 95H97L96 97H94V99L91 97H89V96H86V95H92V94H90V93H93V92H91V90L89 91L88 89H90V88H88L89 87V85H90V82L88 83V84H85L84 83V86ZM91 85H94V82L92 83L91 82ZM90 85V86H91ZM218 85V84H217ZM216 85V86H217ZM3 86H5V85H3V84H0V92H3L2 91V88H3ZM99 86V85H98ZM128 86V85H127ZM147 86H148V84H147ZM150 86V85H149ZM165 86H167V85H165ZM21 87V86H20ZM28 87V86H27ZM95 87V86H94ZM119 87V86H118ZM152 87V86H151ZM168 87V86H167ZM166 87V88H167ZM224 87V86H223ZM17 88V87H16ZM99 88H100V86H99ZM107 88H108V86H107ZM175 88V87H174ZM176 88V89H177ZM219 88V87H218ZM220 88H222V86L220 87ZM20 89V88H19ZM92 89H93V87H92ZM102 89V88H101ZM175 89V90H176ZM195 89V91L193 92V90ZM23 90V92H25L24 91V89H22ZM41 90V87H40V89H39V91ZM70 90H72V89H70ZM74 90V89H73ZM72 90V91H73ZM151 90V89H150ZM167 90V89H166ZM185 90V91H184ZM11 91V90H10ZM27 91V90H26ZM39 91L37 92V93H39ZM43 91V90H42ZM141 91V90H140ZM217 91H219L218 89H217ZM19 92V91H18ZM22 92V91H21ZM22 92V93H23ZM28 92V91H27ZM95 92V91H94ZM99 92V91H98ZM97 92V93H98ZM176 92H177V90H176ZM5 93V92H4ZM16 93V92H15ZM20 93V92H19ZM18 93V94H19ZM162 93V92H161ZM216 93V92H215ZM102 94H104V93H102ZM130 94V93H129ZM151 94V93H150ZM190 94V95H191ZM193 95L192 94V96H197V95ZM2 95V94H1ZM0 95V96H1ZM7 95V94H6ZM25 95H27V94H25ZM30 95H32V94H30ZM29 95V96H30ZM70 95V94H69ZM142 95V94H141ZM35 96V95H34ZM41 96V95H40ZM40 96H37V98H40ZM165 96H167V95H165ZM5 97V96H4ZM105 97H106V95H105ZM109 97V96H108ZM141 97V96H140ZM169 97V96H168ZM216 97V96H215ZM24 98V97H23ZM36 98V97H35ZM101 98H102V96H101ZM99 99V100H101L102 101V99ZM104 98V97H103ZM196 98V97H195ZM194 98V99H195ZM1 99V98H0ZM129 99H130V97H129ZM162 99V98H161ZM193 99V100H194ZM2 100V99H1ZM29 100V99H28ZM191 100H192V98H191ZM197 100V99H196ZM73 101V100H72ZM30 102V101H29ZM104 102H105V99H104ZM147 102V101H146ZM194 102V101H193ZM196 102V101H195ZM194 102V103H195ZM55 103V101H52L51 103H50V105H55L54 104ZM77 103H79L80 105H78ZM106 103H107V101H106ZM185 103V104H186ZM21 104V103H20ZM25 104H27V101H26V103ZM35 104H36V102H35ZM138 104H139V102H138ZM136 105L137 106V108H138V106L140 107V105L141 104H139V105ZM146 104V103H145ZM184 104V105H185ZM196 104H198V102L196 103ZM28 105H29V103H28ZM32 106L34 105V104H31ZM49 105V104H48ZM58 105V104H57ZM61 105V104H60ZM98 105L99 106H101V107H98ZM144 105V104H143ZM183 105V106H184ZM199 105V104H198ZM42 106V105H41ZM41 106H37L38 108H40L41 109ZM189 106H190V104H189ZM192 106V105H191ZM31 107V106H30ZM29 107V109H31ZM35 107V106H34ZM36 107V108H37ZM43 107V106H42ZM54 107V106H53ZM103 107H106V106H103ZM186 107V105L184 106V108ZM199 107H202V106H199ZM136 108V109H137ZM155 108V107H154ZM165 108V107H164ZM184 108H182L181 110H183L184 111ZM187 108V107H186ZM190 108V107H189ZM189 108H187V109H189ZM28 109V108H27ZM39 109V110H40ZM55 109V108H54ZM105 109H107V108H105ZM135 109V110H136ZM167 109V108H166ZM186 109V110H187ZM38 110V111H39ZM50 110H51V108H50ZM138 110V109H137ZM139 110H140V108H139ZM143 110V109H142ZM190 111H187L188 113H190L191 111H192V109H189ZM26 111V110H25ZM24 111V112H25ZM33 111V110H32ZM51 111H53V110H51ZM101 111H102V109H101ZM156 111V110H155ZM180 111V110H179ZM200 111H201V109H200ZM21 112H23V111H21ZM55 112V111H54ZM104 112V111H103ZM103 112H102V114H103ZM137 112H139V111H137ZM150 112V111H149ZM177 112V111H176ZM187 112H186V114H187ZM196 112V111H195ZM203 112V111H202ZM201 112V113H202ZM27 113V112H26ZM30 112H28V114H29ZM49 113V112H48ZM48 113H46V114H48ZM105 113V115H106V113L107 112H104ZM117 113V112H116ZM156 113V112H155ZM181 114H182V112H180ZM192 113H193V111H192ZM200 113V114H201ZM211 113H214V117H213V114H212V117H211ZM25 114V113H24ZM24 114H21V115H24ZM39 114H41V111H40V113ZM130 114V113H129ZM138 114V113H137ZM139 114H140V112H139ZM181 114H179V115H181ZM186 114H184V116L186 115ZM191 114V113H190ZM215 114L217 115V116H215ZM38 115V114H37ZM41 115H44V114H41ZM107 115H109L108 113H107ZM146 115V114H145ZM175 115V114H174ZM177 115V114H176ZM183 115V114H182ZM181 115V116H182ZM194 115H196V114H194ZM194 115H190V117H194ZM25 116H28L27 114L25 115ZM46 116V115H45ZM68 116V115H67ZM139 116V115H138ZM137 116V117H138ZM187 116V115H186ZM60 118H61V116H59ZM110 118V116H107V118ZM114 117V116H113ZM132 117V116H131ZM135 117H136V115H135ZM168 117V116H167ZM175 117V116H174ZM188 117L189 116H187V118L186 117H181L183 120H182V122L184 121V118L187 120L188 119ZM196 117V116H195ZM202 117V116H201ZM22 118V117H21ZM25 118H27V117H25ZM24 118V119H25ZM29 118V117H28ZM40 118V117H39ZM50 118V117H49ZM104 118H105V120H104ZM112 118V117H111ZM165 118H166V116H165ZM170 118V117H169ZM172 118V117H171ZM199 118V117H198ZM203 118V117H202ZM52 120L54 119L53 117L51 118ZM50 119V120H51ZM56 120H57V118H55ZM61 119H63V118H61ZM61 119H59V120H61ZM133 119V118H132ZM168 119V118H167ZM166 119V120H167ZM26 120V119H25ZM28 120V119H27ZM46 120V119H45ZM51 120V121H52ZM112 120V119H111ZM118 120V119H117ZM124 120H125V118H124ZM136 120V119H135ZM139 120H140V118H139ZM144 120H146V119H144ZM171 120V119H170ZM178 120V119H177ZM203 120H204V118H203ZM202 120V121H203ZM53 121H55V120H53ZM181 121V120H180ZM187 121H190L191 122V119H188ZM193 122H194V119L192 120ZM196 121V120H195ZM114 122V121H113ZM112 122V123H113ZM166 123H167V121H165ZM164 122V123H165ZM176 122V121H175ZM196 122H198V120L196 121ZM199 122H200V119H199ZM73 123V124H74ZM112 123H110V121H109V124H112ZM119 124H122V122L120 123V122H118ZM184 123H185V121H184ZM189 123V122H188ZM220 123H222V122H220ZM227 123V122H226ZM24 124V123H23ZM42 124V123H41ZM49 124V123H48ZM108 124V125H109ZM134 124V123H133ZM171 124H173L172 123V121H171ZM180 124H182V123H180ZM190 124V123H189ZM207 124V125H208ZM225 124V123H224ZM239 124V125H238ZM63 125H64V123L61 125V127H63ZM168 125H170V124H168ZM175 125V124H174ZM177 126L179 125L178 123L176 124ZM184 125V124H183ZM186 125V124H185ZM193 125H195V123L193 124L192 123V125H191V127L189 126V128H191L192 129V126ZM46 126V125H45ZM74 126V125H73ZM72 126V127H73ZM113 126V125H112ZM122 126H123V124H122ZM121 126V127H122ZM172 126V125H171ZM187 126V127H188ZM204 126V125H203ZM206 126V125H205ZM209 126V125H208ZM215 126H216V124H215ZM219 126V125H218ZM218 126L216 127L217 129H218ZM60 127V128H61ZM71 127V128H72ZM110 126H108V128H109ZM132 127V126H131ZM151 127H153V126H151ZM166 127V126H165ZM186 127V128H187ZM193 127H195V126H193ZM202 127V126H201ZM55 128V127H54ZM170 128V127H169ZM182 127L180 126V129H181ZM186 128H183V129H185L186 130ZM196 128V127H195ZM195 128H193V129H195ZM222 128V127H221ZM224 128V127H223ZM53 129V128H52ZM174 128L172 127V130H173ZM175 129H178L179 130V128H175ZM188 129V128H187ZM192 129V130H193ZM209 129H210V127H209ZM54 131L56 130V129H53ZM53 130H52V133H53ZM108 130H110V129H108ZM125 130V129H124ZM163 130H164V128H163ZM171 130V129H170ZM185 130L184 131H182V134L183 133H185ZM191 130V131H192ZM197 131L199 130V128H197L196 129ZM196 130L192 133V134H190V136H187V138L189 137H193L194 135V133L196 132ZM211 130V129H210ZM225 130V129H224ZM57 131V130H56ZM72 131V130H71ZM78 131V130H77ZM80 131H81V129H80ZM132 131V130H131ZM130 131V132H131ZM174 131H176V130H173V132ZM180 131V130H179ZM178 131V132H179ZM181 131L179 132V134H181ZM189 132L190 133V129H188V130H186V132ZM203 131V130H202ZM202 131H201V133H199V134H201L202 135ZM243 131V130H242ZM45 132V131H44ZM110 132V131H109ZM118 132V131H117ZM124 132V131H123ZM165 132H167L168 133V130L166 129V131ZM164 132V136L163 137H165L166 136V134L167 133H165ZM172 132V131H171ZM177 132V133H178ZM188 132L187 133H185L186 135L188 134ZM221 132V131H220ZM220 132H218V131H215L214 129H212V131H210V135L212 136V139L210 140V144L209 143H207L208 145V147H209V150L210 151H212V153L213 154H218L219 155V153H220V155L221 154H223L224 155V159H229V161H230V163H229V165L231 166V168H233L234 169V167H239L241 164H244V163H242L243 162V160L244 161H246V160H249V163H251L250 162V159H251V157L252 156H254V157H252L253 158V160L252 161H254V163H255V165H254V167H253V165H252V169H254V170H251V171H253V173L254 174H256V173H258L257 172V170L259 171V169L261 168V164H259V163H256V162H258V161H256L255 162V159L258 157L259 158V155L261 154V153H264V137L263 138H260V137H258V135H257V137H255L254 139L251 137V135L249 136V135H247V136H243L244 138L243 139H241L239 136H237L238 138H237V141H239V143L240 144H246V143H248V144H246L244 147L242 146V147H240L238 150H236L237 152H235V151H233L232 149H234V147L236 146H233V148L231 149L230 148V146H229V144L226 142V138L222 135V134H220ZM15 133V132H14ZM46 133V132H45ZM128 133V132H127ZM204 135H209V131L207 130V129H205L204 130ZM9 134H12L11 132L9 133ZM17 134V133H16ZM117 134V133H116ZM130 134V133H129ZM171 133H170V131H169V134H167V137L166 138H168V135H170ZM185 134H183V135H185ZM227 134V133H226ZM237 134V133H236ZM240 134V133H239ZM255 134H257V133H255ZM54 135V134H53ZM123 135V134H122ZM137 135V134H136ZM145 135H147V134H145ZM177 135V137H178V134H176ZM238 135V134H237ZM139 136V135H138ZM174 136V135H173ZM196 137H197V132H196V135H195ZM194 136V137H195ZM232 136V135H231ZM9 137H11V136H9ZM123 137V136H122ZM131 137V136H130ZM147 137V136H146ZM171 137H172V134H171ZM177 137H176V139H177ZM182 137H185V136H182ZM201 137V139H203L202 138V136H200ZM199 137V138H200ZM208 137V136H207ZM207 137H205V138H207ZM233 137V136H232ZM12 138V137H11ZM11 138H8V139H11ZM126 138V137H125ZM128 138H129V136H128ZM128 138H126V139H128ZM173 138V137H172ZM188 138V139H189ZM136 139H137V137H136ZM165 139V138H164ZM170 139V138H169ZM42 140H44V139H42ZM114 140H116V139H114ZM113 140V143L115 142ZM130 140V139H129ZM129 140H127V141H129ZM174 138H173V140L171 139V142H170V140H163V141H165V143L163 142H160V143H162L163 144V146H161L162 148H160V146H157V148L159 149H157V150H155L154 149V151H153V149L151 150L150 149V147H149V149L151 150V151H149L150 152V155L151 156H154L156 153H158V154H160V156H161V158H162V161L165 163V166H164V163H160L161 164V166L164 168H162L161 167V169H163L165 172H164V174L165 173H167V171L170 169V168H174V171L176 172V170L177 169H180L181 167H179V166H177L180 162H181V160H182V158L184 159V156H182V153H180L179 151L177 152V147L175 146V144L176 143H178V142H176L175 144L173 143L174 142ZM195 141L197 140V139H194ZM193 140V141H194ZM203 140H205L206 142H207V140L206 139H203ZM234 140H236V139H234ZM7 141V140H6ZM121 141V140H120ZM123 141H124V138H123ZM126 140L124 141V143L125 142H127ZM135 141V140H134ZM137 141V140H136ZM144 141V140H143ZM142 141V142H143ZM173 141V142H172ZM179 141V140H178ZM186 141L188 142L189 140H187L186 139ZM190 141H191V139H190ZM231 141V140H230ZM254 141V142H253ZM55 142V141H54ZM111 142V141H110ZM132 142V141H131ZM159 142V141H158ZM192 142V141H191ZM191 142H188V144L187 145H189V143H191ZM198 142H200V141H198ZM206 142H204V143H206ZM234 142V141H233ZM232 142V143H233ZM250 142H251V144H250ZM118 143V142H117ZM124 143H123V145H124ZM180 143V142H179ZM178 143V144H179ZM194 143V142H193ZM235 143V142H234ZM254 143V144H253ZM10 144H12V143H10ZM101 144H103V145H105V146H100ZM112 144V143H111ZM121 144H122V142H121ZM137 144V143H136ZM184 144V143H183ZM194 144H196V142L194 143ZM193 144V146H197V145H194ZM235 144H237V143H235ZM43 145V144H42ZM112 145H114V144H112ZM120 145V144H119ZM123 145H122V148H125V147H127L128 148V146H127V144H126V146L124 145V147H123ZM131 145H134V144H131ZM255 145V146H254ZM5 146V145H4ZM15 146H17V145H15ZM145 146V145H144ZM156 146V145H155ZM201 146V145H200ZM8 147V146H7ZM19 147V146H18ZM17 147V148H18ZM20 147H22L21 145H20ZM114 147V146H113ZM119 147V146H118ZM129 147H132V148H134V146H129ZM179 147H181V146H179ZM185 147V146H184ZM190 147V146H189ZM188 147V148H189ZM195 147H193V148H195ZM205 147V146H204ZM54 148V147H53ZM131 148V149H132ZM136 148V147H135ZM134 148V149H135ZM152 148V147H151ZM187 148V147H186ZM185 148V149H186ZM186 149V150H190V148L189 149ZM198 148V147H197ZM13 149V148H12ZM117 149H119V148H117ZM128 149H130V148H128ZM127 149V150H128ZM146 149H148V148H146ZM148 149V150H149ZM181 149H183V148H181ZM206 149V148H205ZM208 149V148H207ZM17 150H19V149H17ZM21 150V149H20ZM19 150V151H20ZM111 150H113V152H114V149H111ZM124 150H126V148L124 149ZM200 150H202V149H200ZM18 151V152H19ZM118 151V150H117ZM144 150H142V152H143ZM193 150H191V151H189V153L190 152H192ZM74 152H76V154H74ZM112 152V153H113ZM116 152V151H115ZM135 152H136V150H135ZM117 153V152H116ZM128 154H129V152H127ZM133 153V152H132ZM131 153V154H132ZM186 153H188V151H186ZM207 153H209V152H207ZM126 154V153H125ZM127 154V155H128ZM135 154V153H134ZM194 154V153H193ZM196 154V153H195ZM82 155V154H81ZM124 155V154H123ZM130 155V154H129ZM133 155V154H132ZM137 155H139V154H137ZM143 155V154H142ZM149 155V156H150ZM191 154H189L188 156H190ZM204 155V154H203ZM240 155H242L244 158H239V156ZM25 156V155H24ZM112 156L114 157V159H112ZM156 156V155H155ZM159 156V155H158ZM194 156V155H193ZM192 156V157H193ZM202 156V155H201ZM201 156H200V158H201ZM209 156V155H208ZM241 156V157H242ZM99 157V159H100V156H98ZM103 157V156H102ZM126 157H128V156H126ZM133 157H135L134 155H133ZM132 157V158H133ZM136 157H138V158H141L142 160H144L143 158H142V156H136ZM147 157V156H146ZM186 157H187V155H186ZM185 157V158H186ZM191 157V158H192ZM195 157V156H194ZM203 157V156H202ZM80 158V157H79ZM130 159L131 161H133L134 162V159H136V158H133V159ZM155 158V157H154ZM190 158V157H189ZM199 157L197 156V158H194V159H198ZM205 158V159H204ZM206 158H207V160L209 161L210 160V157H203V159L201 160V161H205L206 160ZM84 159V158H83ZM82 159V161H84V160H86V159H84L83 160ZM98 159V158H97ZM148 159H149V157H148ZM153 159V158H152ZM156 159H158V158H156ZM112 160V161H111ZM137 160H139V159H137ZM142 160H141V167L138 169V172L139 173H141V175L139 174V176H142L143 177V179L142 180H144V178L146 179V182H147V184L148 185H150L151 187H153V189H154V197L155 198H157L156 200L157 201H161L162 202V204L165 206V208H166V211L163 209V207L161 208L162 210H164V211H162L161 210V212L160 211H158V213L156 212V214H158V216L159 217H163V212H164V215H165V213H168L169 215V218L168 219H170V222H172V220L174 219V213L176 212V210L177 209H175V208H172V207H174V204H170V201H172V199H171V196H170V192H169V190L172 188V185H171V188L170 189H168V182L169 181H167V178H166V180H164L165 182H159V178L160 177H158V176H156L154 173H152L148 168H147V165H150V163H149V161H147L146 159V161L144 160V162L142 163ZM188 161H189V159H187ZM186 160V161H187ZM192 160V159H191ZM200 160V159H199ZM211 160L213 161V159H212V157H211ZM214 160H216V159H214ZM220 160V159H219ZM88 160H86V162H87ZM104 161V160H103ZM105 161H106V163H107V159H105ZM104 161V162H105ZM136 161V160H135ZM140 161V160H139ZM152 161H154V160H152ZM156 161V160H155ZM154 161V163L156 164L157 162H155ZM162 161H160V162H162ZM193 161V160H192ZM201 161H199V162H201ZM207 161V162H208ZM217 161V160H216ZM215 161V162H216ZM261 161V160H260ZM264 160H262V162H263ZM77 162V161H76ZM85 162V161H84ZM92 162V161H91ZM128 162H130L129 161V159H128ZM132 162V163H133ZM183 163H181V164H185L186 165V163L184 162V160L182 161ZM197 162H198V160H197ZM32 163V162H31ZM88 163V162H87ZM103 163V162H102ZM118 163V162H117ZM138 163V162H137ZM153 163V162H152ZM159 163V162H158ZM195 163V162H194ZM202 164H203V162H201ZM211 163H214V162H211ZM21 164H22V162H21ZM27 164H29V163H27ZM83 164V163H82ZM86 164V163H85ZM101 164V162H99V165ZM121 164V163H120ZM135 164V163H134ZM181 164H179V165H181ZM199 164V163H198ZM215 164V163H214ZM264 164V163H263ZM41 165V164H40ZM84 165V164H83ZM80 165V166H82L80 169H81V171L83 172L85 169H84V167L85 168H87V166L86 165ZM94 166L96 165V164H93ZM102 165V164H101ZM126 165V164H125ZM124 165V166H125ZM130 165V164H129ZM153 165V164H152ZM159 165V164H158ZM213 164H211V165H209V163H208V165H205L207 168H210L209 166H212ZM251 165V164H250ZM78 166H79V164H78ZM79 166V167H80ZM97 166H98V164H97ZM118 167H117V169H119L120 168V166L119 165H117ZM154 166V165H153ZM166 166H167V168H169V169H167L166 168ZM190 166V165H189ZM199 166V165H198ZM198 166H197V168H198ZM204 166V165H203ZM217 166L219 167V165L217 164ZM216 165H215V167H217ZM229 166V167H230ZM244 166V165H243ZM248 166H249V164H248ZM247 166V168H250V167H248ZM35 167V166H34ZM61 167V166H60ZM89 167V166H88ZM93 167V166H92ZM135 167H137L136 166V164H135ZM134 167V168H135ZM175 167H178L176 170H175ZM184 167V166H183ZM188 167V166H187ZM199 167H201V166H199ZM205 167V168H206ZM213 167V166H212ZM241 167V166H240ZM239 167V168H240ZM9 168V167H8ZM22 168V167H21ZM26 168V167H25ZM62 168V167H61ZM84 170H83V169ZM90 168V167H89ZM121 168H122V166H121ZM131 168V167H130ZM153 168V167H152ZM154 168H155V166H154ZM159 168V167H158ZM157 167H156V169H158ZM184 168H186V167H184ZM183 168V169H184ZM196 168V167H195ZM247 168H243L244 170L245 169H247ZM12 169V168H11ZM33 169V168H32ZM95 169V171H97V167L96 168H94ZM116 169V170H117ZM125 169H128V168H125ZM156 169H154L155 171H156ZM167 169V170H166ZM182 169V168H181ZM181 169H180V171H181ZM203 170V167L202 168H200V170ZM91 171L93 170V169H90ZM159 170L160 169H158L157 171L159 172ZM163 170H161V171H163ZM187 170H189V169H187ZM205 170V169H204ZM203 170V171H204ZM210 170V169H209ZM208 170V171H209ZM242 170V169H241ZM240 170V171H241ZM242 171V172H245V171ZM248 170V169H247ZM8 171V170H7ZM6 171V172H7ZM29 171V170H28ZM79 172H80V170H78ZM86 171L87 170H85V173H86ZM90 171V172H91ZM99 171V170H98ZM152 171H153V169H152ZM160 171V173L162 174V172ZM172 171V170H171ZM178 171V173H179V170H177ZM184 172H185V169L183 170ZM182 171V172H183ZM197 172L199 171V168H198V170H196ZM212 173H210V172H207V170H206V172L204 171V173L205 174H200V173H196V175H194V173H193V175H192V173H190L191 174V176L189 175L186 179L187 180H191V183H192V185L194 186V188H197V191H200V193H201V190H200V188H202V186L204 187V185H205V183H204V185H202V182H205V181H207V180H209L212 176H215V177H213V178H211L210 180H212V181H214V180H216V178H218L219 177V180H220V178L221 179H225L226 177H225V174L223 175V174H221L219 171H218V169L217 168H214L213 167V169H211L210 170ZM39 172H40V170H39ZM88 172V174H89V176H91L92 174L91 173H89V171H87ZM134 172V171H133ZM183 172V173H184ZM193 172H195V171H193ZM84 172H83V174H85ZM100 173H101V171H100ZM121 173V172H120ZM131 173V172H130ZM156 173V172H155ZM168 173H169V171H168ZM167 173V174H168ZM171 173V172H170ZM177 173V172H176ZM188 173V174H189ZM201 173H203V172H201ZM250 173V172H249ZM252 173V175H254ZM35 174V173H34ZM80 174V173H79ZM87 174V175H88ZM99 174V173H98ZM103 174V173H102ZM101 174V175H102ZM134 174V173H133ZM138 174V173H137ZM136 174V175H137ZM167 174H165L164 175V177H166V175ZM172 174H174V172L172 173ZM180 174H181V172H180ZM179 174V175H180ZM211 174H212V176H211ZM219 174V175H218ZM251 174V173H250ZM250 174L248 175V176H250ZM261 174H263V173H261ZM81 175V174H80ZM87 175H85V176H87ZM157 175H159V174H157ZM163 175V174H162ZM169 175V174H168ZM177 175V174H176ZM179 175H178V177H179ZM183 175V174H182ZM187 175V174H186ZM229 175V174H228ZM37 176V175H36ZM82 176V175H81ZM88 176V177H89ZM94 176H96L97 177V174H95ZM94 176H92V177H94ZM99 176V175H98ZM107 176H109L108 174L107 175H105V178L107 177ZM131 176V175H130ZM159 176H161V175H159ZM171 176V175H170ZM264 176V175H263ZM96 177H94L93 179L94 180H97L98 181V178L100 177H98V178H96ZM110 178H111V175L109 176ZM163 177V176H162ZM161 177V178H162ZM168 177V176H167ZM185 177V176H184ZM233 177V176H232ZM244 177V176H243ZM87 178V177H86ZM108 178V177H107ZM179 178H182V177H179ZM178 178V179H179ZM239 178H241V177H239ZM79 179V178H78ZM89 179V178H88ZM90 179H91V177H90ZM89 179V181H91ZM169 179V178H168ZM173 179V178H172ZM171 179V180H172ZM183 179H185V178H183ZM234 179V178H233ZM244 179V178H243ZM36 180H38V178H36L35 179V182H37ZM80 180H82V179H80ZM83 180H84V178H83ZM87 180V179H86ZM102 180H104V178L103 179H99V181H101L102 182ZM133 180V179H132ZM174 180H175V177H174ZM176 180H177V178H176ZM175 180V181H176ZM182 180V179H181ZM248 179H246V181H247ZM40 181V180H39ZM93 181V180H92ZM106 181H107V179H106ZM135 181V180H134ZM140 181V180H139ZM163 181V180H162ZM173 181V180H172ZM178 181V180H177ZM177 181H176V184H177ZM221 181V180H220ZM241 181V180H240ZM249 182H245V187H246V189H244V188H242L243 190H245V192H244V194L242 195V198L243 199H241L240 201H242L243 200V202H244V206H245V209L243 210L244 211V215H246V217L244 218V216H243V220H245L246 222V224L248 225V226H250V227H248V228H251V227H256V228H252L253 230L252 231H250V232H253L254 230L256 231H254V233H257V235H260L261 236V238H263V241H264V199L262 198V197H264L263 195H260L259 193H260V191H262V190H264V177H261V175H260V181L258 180V179H256V178H252V179H250V180H248ZM80 182V181H79ZM88 182V181H87ZM182 182V181H181ZM184 182V181H183ZM209 182H211V181H209ZM225 182V181H224ZM38 183V182H37ZM85 183V182H84ZM83 183V184H84ZM105 183V182H104ZM207 183V182H206ZM214 183V182H213ZM49 184V183H48ZM80 184V183H79ZM88 184H90L89 182H88ZM95 184H97V182L95 183ZM103 184V183H102ZM171 184V183H170ZM185 184V183H184ZM189 184V183H188ZM211 184H212V182H211ZM218 184V183H217ZM244 184V183H243ZM40 185V184H39ZM74 185V184H73ZM72 185V186H73ZM76 185H78V183L76 184ZM94 185V184H93ZM175 185V184H174ZM190 185V184H189ZM202 185V186H201ZM206 185H208V184H206ZM214 185V184H213ZM212 185V186H213ZM238 185V184H237ZM52 186V185H51ZM57 186V185H56ZM187 186V185H186ZM192 186V187H193ZM209 186H210V184H209ZM215 186H217V185H215ZM232 186H234L233 184H232ZM176 187V186H175ZM178 187V186H177ZM89 188V187H88ZM93 188H94V186H93ZM174 188V187H173ZM172 188V189H173ZM179 188H181L182 189V187H181V185H180V187ZM190 188V187H189ZM206 188L208 189L209 187H207L206 186ZM205 187L204 188H202V191L204 190V192L206 193V191H207V189H206ZM211 188V187H210ZM214 188V187H213ZM95 189V188H94ZM117 189V188H116ZM116 189H115V191H116ZM131 189V188H130ZM176 189H178V188H176ZM175 189V190H176ZM193 189V188H192ZM206 189V190H205ZM218 189H219V186H218ZM50 190V192H51V190H53V193L52 194H56V193H54V189H52V188H50L49 189ZM49 190H48V192H49ZM89 190V189H88ZM90 190L92 191V189H91V187H90ZM125 190V189H124ZM174 190V191H175ZM179 190V189H178ZM213 190V189H212ZM215 190H217L216 188H215ZM214 190V191H215ZM242 190V191H243ZM47 191V190H46ZM56 191H57V189H56ZM82 191V190H81ZM87 191V190H86ZM85 191V192H86ZM130 191V190H129ZM133 191V190H132ZM151 191H153V190H151ZM173 190H171V193H173L174 192ZM181 191V190H180ZM209 191V190H208ZM49 192V193H50ZM93 192H95V190L93 191ZM127 192V191H126ZM126 192H124V193H126ZM131 192V191H130ZM179 192V191H178ZM188 192H190V191H188ZM204 192H202V193H204ZM218 192V191H217ZM48 193V194H49ZM50 193V194H51ZM68 193V192H67ZM74 193V192H73ZM75 193H76V191H75ZM115 192H113V194H114ZM132 193V192H131ZM136 193V192H135ZM197 193H199V192H197ZM200 193L199 194H197L198 196H196V198L195 199H193L192 198V196H191V199L190 200H188L187 202L189 203V204H193V206L195 207V205H196V207H199V209H203V206H202V208H200V206L201 205H203L204 203H207V198H205V196H204V194L202 195V193H201V195H200ZM208 193V192H207ZM216 193V191L214 192V194ZM221 193V192H220ZM52 194H51V196H50V198L51 199H53V198H55L54 196H52ZM83 194L85 195V193L83 192ZM88 194V193H87ZM86 194V195H87ZM90 194V193H89ZM151 194H153V193H151ZM175 194V193H174ZM179 194V193H178ZM181 194V193H180ZM179 194V195H180ZM182 194H184L183 193V191H182ZM209 194V193H208ZM207 194V195H208ZM235 194V193H234ZM112 195V194H111ZM122 195V194H121ZM121 195H120V193H119V195L118 196H120V197H117V195L116 196H114V198L115 197H117V198H122L121 197ZM125 195V194H124ZM123 195V196H124ZM136 195L137 194H134V196L136 197ZM172 195V194H171ZM178 195V196H179ZM192 195V194H191ZM206 195V196H207ZM232 195V194H231ZM42 196V195H41ZM93 196V195H92ZM98 196V195H97ZM103 196V195H102ZM101 196V197H102ZM127 196V195H126ZM146 196V195H145ZM176 196V195H175ZM185 196V195H184ZM189 196L190 195H186L184 198L186 199V197L187 198H189ZM203 196V197H202ZM210 196V195H209ZM216 196V195H215ZM219 196H220V194H219ZM227 196V195H226ZM100 197V198H101ZM105 197H107V196H105ZM109 197H110V195H109ZM138 197V196H137ZM150 198H151V196H149ZM148 197V198H149ZM153 197V196H152ZM183 197V196H182ZM216 197H218V196H216ZM239 197V196H238ZM237 197V198H238ZM57 198V197H56ZM55 198V199H56ZM71 198V197H70ZM103 198V197H102ZM112 198V197H111ZM110 198V199H111ZM114 198H112L113 199V201H114ZM141 198V196L139 197V199ZM147 197H146V199H148ZM154 198V199H155ZM176 198V197H175ZM213 197H212V194H211V199H212ZM219 198V197H218ZM234 199V200H236V202H234L235 204L237 203L238 204V202H239V204L240 203H242L243 204V202H240V201H237L239 198H241V196L238 198V199ZM41 199V198H40ZM43 199V198H42ZM46 199V198H45ZM44 199V200H45ZM49 199V198H48ZM94 199V198H93ZM108 199V198H107ZM106 199V200H107ZM111 199V200H112ZM123 199V198H122ZM142 199H144L143 197H142ZM154 199H153V201H154ZM179 199V198H178ZM177 199V200H178ZM209 199V198H208ZM217 198H215V200L214 199H212L211 201H209L208 200V203L209 204H211V203H213L214 201H217L216 200ZM221 199V198H220ZM43 200V201H44ZM50 200V199H49ZM110 200V202L109 203H111V202H113V201H111ZM115 200H116V198H115ZM120 200V199H119ZM119 200H117V202H119ZM135 201H136V198L134 199ZM152 200V199H151ZM187 200V199H186ZM233 200V199H232ZM232 200H230V202L231 203H233V201ZM42 201V202H43ZM46 201V200H45ZM131 202H129V203H125L126 204V206H124V205H122V204H119V203H117V204H119V205H121V207L119 206V205H116V204H114V205H116V207L118 206V208L117 209H120L121 211H120V215L122 216V214L125 216V211H126V209H125V207L129 210V211H131V210H135L138 206H137V204H136V202L134 201V202H132L133 200H130ZM138 201V200H137ZM141 201V200H140ZM142 201H144L145 202V200H142ZM156 201V203H158ZM179 201H180V203H182V202H184L185 203V200L184 201H182L181 202V199H179ZM218 201H220V200H218ZM217 201V202H218ZM56 202V201H55ZM149 202H151L150 200L148 201H146V204H148ZM173 202V201H172ZM186 202V203H187ZM228 202H229V200H228ZM250 202H253L252 203V205H250ZM113 203H116L115 201L113 202ZM139 203V202H138ZM141 203V202H140ZM143 203V202H142ZM154 203V202H153ZM155 203V204H156ZM174 203V202H173ZM179 203V204H180ZM183 203V204H184ZM207 203V204H208ZM145 204V203H144ZM145 204V205H146ZM152 204V203H151ZM150 204V205H151ZM153 204L155 207H156V205H158V204ZM188 204V205H189ZM213 204H215V202L213 203ZM57 205V204H56ZM109 205V204H108ZM111 205H113V204H111ZM113 205V206H114ZM139 205V204H138ZM149 205V206H150ZM163 205H161V206H163ZM185 205L186 204H184V207H185ZM58 206V205H57ZM106 206V205H105ZM113 206H112V209L114 210V208H113ZM141 206H142V204H141ZM152 206V205H151ZM151 206L149 207V208H151ZM159 207H160V203H159V205H158ZM158 206H157V208H158ZM172 206V207H171ZM177 206H178V204H177ZM181 206H182V204H181ZM180 206V207H181ZM206 206H209V205H206ZM205 206V207H206ZM216 206V205H215ZM214 206V207H215ZM219 206V205H218ZM220 206H221V203H220ZM233 207L232 206V204H227V206H225L226 207V209L228 210V211H225L224 212V217H221V216H218V214L217 215H215L216 213L215 212H213V213H215V214H213V216H210V214L208 215V216H204V217H207V219L209 218H211L212 217V219H214L215 220V223L217 222L218 224H220V226L221 227H224V228H227V227H229L232 223H234V221L237 219V217H236V215H235V213L231 210L232 208L231 207ZM249 206H251V208L249 207ZM107 207V206H106ZM110 207V206H109ZM115 207V208H116ZM120 207V208H119ZM122 207H124V209H125V211H123V208ZM145 207H147V206H145ZM153 207V206H152ZM171 207V208H170ZM235 207V206H234ZM56 208V207H55ZM85 208V207H84ZM154 208V207H153ZM152 208V209H153ZM156 208V211L157 210H159V209H157ZM178 208V207H177ZM182 208V207H181ZM242 208V207H241ZM91 209H93V208H90V210ZM116 209V210H117ZM138 209V208H137ZM88 210V209H87ZM105 210H106V208H105ZM107 210L108 211H110L108 208H107ZM118 211V210H117ZM154 211V210H153ZM182 211V210H181ZM212 211H214V209L212 210ZM221 211V210H220ZM252 211V212H251ZM119 212V211H118ZM121 212H122V214H121ZM155 212V211H154ZM208 212V211H207ZM217 212H218V210H217ZM236 212V211H235ZM86 213H87V211H86ZM88 213H89V211H88ZM114 213V212H113ZM130 213V212H129ZM206 213V212H205ZM100 214V213H99ZM115 214V213H114ZM84 215H85V213H84ZM83 214H81L80 215V218L81 219H83L84 221H86V224L88 223V222H90L89 221V217H87V216H84ZM92 215H93V213H92ZM112 215V214H111ZM116 215V214H115ZM119 215V214H118ZM153 215V214H152ZM151 215V216H152ZM206 215V214H205ZM84 216V217H83ZM210 216V217H209ZM94 218H95V216H93ZM93 217L91 218V219H93ZM103 217V216H102ZM111 217V216H110ZM113 217V216H112ZM135 216H131V218H134ZM164 217H166V215L164 216ZM163 217V218H164ZM177 217V216H176ZM181 217H182V214H181ZM201 217V216H200ZM241 217V216H240ZM121 218V217H120ZM122 218H123V216H122ZM137 218V217H136ZM135 218V219H136ZM178 218H179V216H178ZM190 218V217H189ZM203 218V217H202ZM158 219V218H157ZM165 219V218H164ZM167 219V220H168ZM211 219V220H212ZM80 220V219H79ZM98 220H100V219H98ZM160 220V219H159ZM162 220V219H161ZM176 220V219H175ZM180 220V219H179ZM183 220H186V219H183ZM182 220V221H183ZM205 220H206V218H205ZM205 220H202L201 219V221H200V223L202 222V221H204L205 222ZM83 221V222H84ZM93 220H91V222H92ZM96 221V220H95ZM133 221V220H132ZM163 221V220H162ZM174 221V220H173ZM207 221V220H206ZM213 221V220H212ZM138 223V221L136 220V221H133L132 223H133V226L132 227H134V230H135V228L137 227V225H139V224H137ZM181 222V221H180ZM184 223H186L185 221H183ZM191 222H193L192 220H191ZM197 221H195L194 223H196ZM203 222V223H204ZM93 223V222H92ZM91 223V224H92ZM178 224H179V221L177 222ZM176 223V224H177ZM187 223H188V220H187ZM199 222L198 223H196V224H198V226L199 225H201ZM208 223V222H207ZM207 223H205V224H207ZM211 223V222H210ZM239 223H240V221H239ZM178 224H177V226H178ZM214 224V223H213ZM169 225H171V223H169ZM186 225V224H185ZM190 225H191V223H190ZM204 225V224H203ZM212 225V224H211ZM241 225H242V223H241ZM245 225V224H244ZM195 226H197V225H195ZM209 226H210V224H209ZM213 226V225H212ZM211 226V227H212ZM215 226H216V224H215ZM219 226V227H220ZM236 226H238V224L236 225ZM235 226V227H236ZM144 227V226H143ZM173 227V230H174V227L175 226H172ZM183 227V226H182ZM182 227H180L181 229H182ZM187 227V228H186ZM189 226H188V224L185 226V228L186 229H189L188 228ZM206 227V226H205ZM204 227V228H205ZM138 228V227H137ZM196 228V227H195ZM194 228V229H195ZM206 228H208V226L206 227ZM216 228V227H215ZM236 228H239V227H236ZM236 228L234 229V228H232V229H234L235 230V233H237V231H236ZM246 228V227H245ZM133 229V228H132ZM184 229V228H183ZM197 229V228H196ZM137 230V229H136ZM199 230H203V228L202 229H200L199 228ZM205 230V229H204ZM208 231H209V229H207ZM233 230V231H234ZM238 230V229H237ZM140 231V230H139ZM182 231V233H184L183 231L184 230H181ZM181 231H180V233H181ZM190 231L192 232V229L191 230H189V233H190ZM211 231V230H210ZM215 231V230H214ZM213 231V232H214ZM221 231V230H220ZM133 232V231H132ZM131 232V233H132ZM135 232V231H134ZM133 232V233H134ZM137 232V231H136ZM186 232H187V230L185 231V234H186ZM206 232V231H205ZM205 232H201V231H198V229H197V231H196V235H195V237L193 236V235H191L190 234V238L193 236L194 238H192V240H191V248H192V246L194 247V246H199L198 244H204V242H206V241H208V239H210L209 237H208V235L210 236V234L211 233H205ZM227 232H228V230H227ZM181 233V234H182ZM188 233V232H187ZM217 233V232H216ZM230 233H232V232H230ZM247 233V232H246ZM137 234V233H136ZM138 234H139V232H138ZM226 234V233H225ZM245 234V233H244ZM252 234V233H251ZM178 235V234H177ZM183 235V239L184 240H186L185 238H186V235L184 236V234H182ZM188 235V234H187ZM231 235H233V233L231 234ZM246 235V234H245ZM248 236L250 235V234H247ZM254 235V234H253ZM189 236V235H188ZM223 236V235H222ZM247 236V237H248ZM251 236V235H250ZM260 236H258L259 238H260ZM179 236H177L176 238H178ZM239 237H240V235H239ZM237 235H236V238H239ZM242 237V236H241ZM240 237V238H241ZM244 237H246V236H244ZM244 237H242L241 239L243 240V238ZM247 237H246V240H247ZM256 237V236H255ZM255 237H251V239L252 238H255ZM213 238V237H212ZM211 238V239H212ZM234 238V237H233ZM215 239V238H214ZM224 239H225V237H224ZM224 239H223V241L221 240V238L220 239H218V240H216V242H215V246L213 247V248H208V247H210V245H209V243L208 244H206V245H208L207 246V248H208V250L206 249V253H201V252H197L198 254H196L195 255V253H194V255H195V257H192L193 259L195 258L196 260H194V261H196V262H198V264H214V263H216L219 259H221L223 256H222V254L221 253H223V254H225V255H227L228 253H229V251L232 249V248H230V250L227 248V247H230L229 245V243H231L232 241H230L229 243H228V241H224ZM240 239V240H241ZM250 239V238H249ZM256 239H257V237H256ZM178 240H181V238L179 237V239ZM189 240V239H188ZM227 240H228V238H227ZM234 240V239H233ZM239 240V239H238ZM244 240H245V238H244ZM261 240V239H260ZM160 241V240H159ZM172 241H173V239H172ZM175 241V240H174ZM211 241V240H210ZM214 241V240H213ZM235 241V240H234ZM250 241V240H249ZM181 242H182V240H181ZM188 242V241H187ZM237 241H235V243H236ZM240 242V241H239ZM243 242V241H242ZM251 242V241H250ZM137 243L138 242H136V241H133L132 242V245H131V247L135 250V249H137L138 248V245H137ZM147 243V242H146ZM243 243H245V242H243ZM264 243V242H263ZM141 244V243H140ZM148 244V243H147ZM182 244H183V242H182ZM184 244H186L185 243V241H184ZM232 244H234V242H232ZM143 245V244H142ZM149 245H152V244H149ZM154 245V244H153ZM157 245V244H156ZM223 245H226L225 247H226V249L227 250H229V251H227L226 249H224V250H222L223 248H222V246ZM245 245V244H244ZM243 245V246H244ZM252 245V244H251ZM250 245V246H251ZM257 245V244H256ZM158 246V245H157ZM233 246V245H232ZM155 247V246H154ZM183 247V246H182ZM212 247V246H211ZM142 248V247H141ZM141 248H138V250L139 251H142L141 253V255L143 256V253H144V251L141 249ZM144 248V247H143ZM151 248V247H150ZM150 248H148V249H150ZM184 248V247H183ZM189 248V247H188ZM219 248H221V249H219ZM238 248V247H237ZM154 249V248H153ZM185 249V248H184ZM187 249V248H186ZM239 249V248H238ZM190 250V249H189ZM191 250H194V248L193 249H191ZM242 250H245V248L244 249H242ZM248 250V249H247ZM195 251V250H194ZM193 251V252H194ZM218 251H220L221 253L219 254V252ZM233 251V249L231 250V252ZM252 251V250H251ZM148 252V251H147ZM184 252L185 253H189L188 252V250H184ZM196 252V251H195ZM247 252V251H246ZM245 252V253H246ZM154 253H156V252H154ZM159 253V252H158ZM253 253V252H252ZM149 254V253H148ZM191 254V253H190ZM234 254V253H233ZM247 254V253H246ZM250 254V253H249ZM155 255H157V254H155ZM185 255V254H184ZM189 255V254H188ZM192 256H194L193 254H191ZM190 255V256H191ZM224 255V256H225ZM159 256V255H158ZM162 256V255H161ZM164 258V257H163ZM159 259V258H158ZM154 260V259H153ZM225 260V259H224ZM229 260V259H228ZM221 261V260H220ZM142 262H144V260L142 261ZM136 263V262H135ZM149 263V262H148ZM220 263V262H219ZM142 264V263H141ZM192 264V263H191ZM217 264V263H216Z\"/></svg>",
    "mask_w": 264,
    "mask_h": 264
}]
</instances>
